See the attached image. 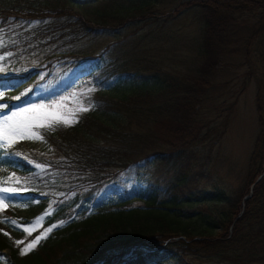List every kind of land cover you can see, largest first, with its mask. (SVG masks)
<instances>
[{"label": "trees", "instance_id": "obj_1", "mask_svg": "<svg viewBox=\"0 0 264 264\" xmlns=\"http://www.w3.org/2000/svg\"><path fill=\"white\" fill-rule=\"evenodd\" d=\"M58 1L62 3V6H69L71 4L72 5H76L78 3V5H76V6L80 5L79 7H81V4H84L83 5V9H86V8L90 7V5H88V4H92V3L95 2V0H79V1L77 0V2H74L75 0H73V1L72 0H58ZM67 1H69L70 4ZM222 1L221 0L220 1L219 0L218 1L217 0H186V1L180 2L182 4L178 3L175 6L176 7L174 9L175 11L183 9V8H187L189 6H193V7H196L197 9L201 10V13L199 14V21L201 23V33H200V37H199V41L200 42L199 43L197 42V44H198V49L200 48V51H199L200 55L202 57L204 56L205 58L208 57V61L210 63L209 62L207 63V61L202 62V64L196 68L197 72L194 71L193 73L191 72L190 74L189 73H184V74H180V75L174 74V75H171V76H169V75L166 76V75H159L160 71L156 70L153 74H151L152 77H155L157 79V81L154 83L156 86L154 84H153V86H145V81L148 80V77H149L150 74L145 75V76L143 74H140L142 76L138 77L139 79L137 81V79L135 80L134 75L129 73V71H128L129 69L127 68L128 66L123 65L121 63L118 64V65L114 64V65L111 66V68H109L107 66L108 67L107 70H105L106 68H103V71L106 72L107 74H105L104 80H102V82H100V84H102V83L103 84L113 83V85H112V87L106 88V90H104V91L97 90L95 92V96H94L95 108H93L90 111H84V112L78 113L76 115L75 120L72 123H70V124H65V123H62V122L58 123V121H54V122H52V123H50L48 125H41V126L37 127V130H38V133L40 134V136L50 146L51 154H41V153L33 151L31 148H29L28 143L25 142L21 138L14 139L9 144H5L3 141H0V183L6 182L7 179L9 180L11 178H16L17 180L21 181V187L26 189V192L24 194L30 193L31 196L37 195L36 192H40V193L42 192V190H41L42 187H43L42 185L47 183V178L44 177V174L48 171V168L49 169L58 168L61 171L74 172L75 174L77 173L76 175L83 174V177L85 176L84 179H83L84 180L83 184H88L89 182L91 183V181L94 180V179H96V180H94L95 182L99 180L98 182H96V184H101L103 181L108 180L111 176L113 177V179H115V176L119 172L123 171L124 169L126 170V168H128L127 166L129 164L132 165V164L138 163V162H140L142 160H147V159H150V158L157 159V157H158L157 163L159 165H165L167 163V166H168L169 160H170V162L172 160H174V159H176V160H174L175 162L180 160V162L178 161V163H175L174 161H172V163H174V165H173L174 167L171 168V165L169 167L171 169L170 171L172 172V178H170L168 182L171 184L173 182V180H175L178 183V185H177V183L175 181L174 182L176 184L172 183L171 185L167 182L166 185L163 188L162 187L157 188L155 186V188L154 187L153 188L148 187L145 190V189H141V186L139 184H134V182H132L134 185H132V183H131L129 185L130 188L127 186V184H123V186H122L123 190L121 189V191L120 190H118V191L116 190L117 192L116 191L109 192L108 195H107V196H109V197H107V200L106 199H101L102 198L101 196L97 197L96 199H93L90 196V194L89 195H85V192H83V200H81V195H79V191L74 190V189L67 190L66 192H64L60 196V198L58 199L57 203H55V205H54V207H53V209L51 211V214L48 217H46V219H49V220H52V219L60 220V223L57 226V230L58 229L59 230H58L56 236L53 237V238H49V239H45V240L40 241L36 245L35 249H33L32 251L27 252L28 255L31 253L30 256H28L27 258L24 259V256L25 255L27 256V254H25V255H19L18 257L21 256V258L18 259V257L15 256V255H18L17 254V249L16 248H11L10 242H9L8 238L6 237V235L0 232V250L9 247L8 248L9 252H10L9 253V258L13 262V264H32V263L33 264L34 263L35 264H53V263H49V261L47 259L50 258V260L52 259L51 261H53L55 259L54 256H56V255H57L56 257L59 258L60 260L56 259L54 261V264H63V262H66V261H68L70 259H71L70 261H72V263L74 262L73 264H83V263L84 264H104V263L105 264H128V263L129 264H145V263L146 264H157V263L158 264H163V263H166L167 261L171 260V258L172 259H174V258L176 259L177 258L175 264H197V263L198 264H203L202 262L197 261V259H198L197 257L195 259V253L197 254L198 251L200 250V248H201L200 251H204L205 250V252H210V253H214V254L218 255L217 257H218L219 261H223V262H226V263L227 262L230 263V261H232L231 263H233L234 260H235L236 264H244V263H246V264H251V263L264 264V256H263L264 253H262V251H264V232H262L264 230V225H263L264 224V222H263L264 221L263 220L264 216H262L264 214V207H263L264 206V194L262 192V190L264 191V189H263L264 188V173L262 174L263 158H264V139H262V138H264V0L263 1L255 0L257 2H254V0L253 1L252 0H248L249 2H247V0H244V1L243 0H239L240 2H238V0H227L228 2H226V0H222ZM240 4L241 5L243 4L244 6L243 5L241 6ZM237 5L238 6L240 5V6L238 7ZM256 5H258V6H256ZM84 7H86V8H84ZM218 7H220L221 9L218 8ZM63 8L64 7H62V8H54L53 10H50V11H47V12L36 11V10H33V9H29V8L25 9V8H15V7H10V8H7V9H0V30L1 31H6V30H9V29H13L17 23L29 22V21H31L33 19L42 18L45 15L52 16V17H59V16L68 15L69 17L76 18L78 20V22H80V26H82L83 30L87 29L86 30L87 32L86 31H82V32H84L83 35L85 34V32H86V35H87V33L89 34V33L93 32V31H95L96 28L94 26H92L93 24L90 23L89 18L87 20V18L85 16V13L80 14L79 12H74L72 10V8H70V7H65L64 10H63ZM257 8H260L259 9L260 12L256 11ZM139 9H141V8H138V7L136 8V10H139ZM226 9H227V11H226ZM238 9H240V10H238ZM239 11L242 12V13H240ZM129 12H131V11L126 12V14L129 13ZM211 13L212 14L214 13V14L212 15ZM229 13H230L231 16L229 15ZM218 14H219V16H217ZM242 14L243 15L244 14H246V15L247 14L255 15L254 22L249 24V25H245L244 23H242L243 22V15ZM124 16H123V18H125ZM84 18H86V19L83 20ZM123 18L121 17L119 19H123ZM240 19H241V21H240ZM86 22H87V24H86ZM103 22H102V24H103ZM203 22H205L206 24L205 23L203 24ZM82 24L83 25L85 24L84 27H83ZM94 25H96V24H94ZM97 25L99 26L100 24L97 23ZM204 26H206L205 27L206 29H204ZM227 28L229 30H227ZM225 29H226V31H225ZM243 31H244V33H243ZM221 32H223V33H221ZM258 36H261V37H258ZM243 37H245V38H243ZM259 38H260V40H258ZM241 39H243V40H241ZM247 39L249 41H251V42L253 41V42L249 43V41ZM254 41L258 45L254 44ZM258 41H261V42L259 43ZM228 45L234 46V48L232 50H235V51L241 50L240 53L241 54L243 53L242 54L243 56L245 55L244 57L242 56L243 57L242 59H243L244 63L247 64V68H248L247 72H245V75L247 77L246 78V82L248 80L252 79L255 82L254 85H256L258 87V88L257 87L255 88V95H254L257 132L255 134V137H254V140H253V143H252V148H254V150L253 149L251 150L250 155L248 157V161H247L246 168H249V169H246L248 171H245V173H244V175H247V176L250 175V176H248V178H251V180L249 181V179L246 176H244L246 178L244 179V177H243V179H244V182H246V183H244L243 179H242L241 185H243L242 183L246 184V185H243L244 188L246 186L245 191H244V188L240 185L237 191H234V190L230 191L229 194H224L223 197H221L222 199L221 198H220V200L218 199V201H220L222 206L219 209V212H216L217 214H220V216L217 215V214H214L215 215L214 216V220L218 219L217 216H219L220 220L219 219L216 220L215 223L219 222L217 224L220 225V223H221V225H220V227H218L219 225L216 224L217 230L215 232H213V230H211L213 227H211V229H209V227H208V226H210V219L208 217L209 215L206 212L201 211L198 214H194V213L187 214V213L181 212L179 210L180 207L182 206L181 204H183V202L185 203V200L183 199L184 198L183 194L181 192H180L181 195L178 194V192H179L178 190H180V188L182 186L180 184H182L183 182L187 183V182L184 181V180H186V178H184V177H187L188 174L191 173V170H193L191 167L187 166V162L185 161L187 159L186 155L188 153H185V151H187L185 149V147H181V145H184L185 143L179 142L178 139H169V138H164L163 136L162 137L159 136V132H157V130L153 131L151 129L152 128L151 125H155V123H158V121H161L163 119V117H164V115L162 114L164 112H165L164 113L165 117L168 115L166 118H171L172 122L177 123V124H181V125L183 124L184 126H190V125H192V124H194V123H196L198 121L200 122V120L198 118L196 119L197 116L195 115V112L193 111V105L195 104L196 101L199 102L201 99H206L207 98V95L204 94L202 89H203V87L206 89V88H208L211 85L210 79H209V77H211L212 73H213L211 71V69H212V67L214 65L217 64V62L225 61V59L224 60L222 59V58H224V57H222V53L226 50L225 47H228ZM248 46L249 47L252 46V48H249ZM256 46H257V48H256ZM244 47H246V48H244ZM247 51L250 52V53H248ZM216 57H217V59H216ZM140 60H142V59H138L136 61L137 62L136 65H138L140 63ZM258 63L260 65L256 66ZM90 66H91V64H87L86 66L83 67V69L85 70V69H87V67H90ZM95 69L96 68H94L92 73L87 74L86 77H88L90 75H95L94 74ZM112 69H114V70L112 71ZM117 69H118V71H117ZM31 73L32 72H27L26 74H17V75H14V73H12L11 75H8V76H0V88L4 89L1 92L2 93L1 100L4 102V104L7 105L6 108H12V107L17 106V105H25L28 102H30L32 94L34 92H36V89H35L36 85L34 86L33 82L29 85V89H28V91L26 93L20 94V95H18V97H12L11 95H12V90L13 89L19 90L21 87H23V86L28 84V82H24V81H30L29 80L30 79L29 76H30ZM207 74H210V76L208 77ZM95 77H97V76H95ZM170 81H171V84H169ZM261 81H263V82H261ZM104 82H106V83H104ZM136 82L137 83L139 82V86L140 87L138 86V84L136 85ZM163 82H164V84L160 85V83H163ZM119 83L120 84L122 83V84L119 85ZM131 83H133V84H131ZM125 84H127V87H126ZM168 84H169V86H168ZM128 85L131 86V88ZM163 86H164V88H163ZM121 87L123 88L122 91H121V89H122ZM132 87L134 89H132ZM167 87L168 88L170 87V88L167 89ZM126 88H128V89L126 90ZM141 88H143V89H141ZM149 89H151L153 91H156L157 89L158 90L155 93L150 90L151 93L150 92L148 93ZM138 90H140V91H138ZM144 90L146 92H144ZM131 92H133V93H131ZM138 93L141 94V95H139ZM145 94H146V96L149 99L144 97ZM149 94L150 95L152 94L151 95L152 97ZM114 96H115V98H114ZM37 97L40 100L41 99V94H38ZM139 97H141V98H139ZM42 99H44V95L42 96ZM117 99H118L119 102L117 101ZM146 99H147V102H146ZM123 100L125 101L124 103H123ZM117 102H118L119 105L120 104L121 105L125 104V106L122 105V107H124L125 109H123L122 107L121 108L119 107L120 109H122V110H120L118 108L119 105L117 104ZM144 102H146V103H144ZM158 102H159V104H158ZM149 104H151V105H149ZM114 105H118V106H114ZM150 106H151V108H150ZM152 106L154 108H156V109H159V111H161V112H159L156 109H153ZM141 109L142 110L145 109L146 114H145L144 110L142 111ZM146 109H147V111H146ZM151 110L152 111L154 110L155 112L154 111L152 112ZM166 110H168V111H166ZM100 111H101V113H100ZM148 111L151 112V114L148 113ZM98 112H99V114H98ZM123 113H124V115H123ZM131 113H134V114L131 115ZM141 113H142V115H141ZM157 113H159V114H157ZM80 115H82V116L80 117ZM88 115H90V116H88ZM143 115H144V117H142ZM158 115H161V117L160 116L157 117ZM85 116H87V117H85ZM121 116L124 119L120 118ZM127 116H129V117H127ZM145 116H148V117H145ZM152 116H153L154 119L152 118ZM125 117L128 118L127 121H129V118L131 117V119H130L131 122H129V124L127 122H125ZM177 117H179V118H177ZM84 118L85 119L87 118V119L83 122L82 120H84ZM104 118H106V119H104ZM184 118H186V119H184ZM148 119L149 120L152 119V121H149ZM89 120H90V123H88ZM95 120H98V121L95 122ZM77 121L80 123V125L78 124ZM99 121L101 123L104 122L103 125ZM107 122H109V123H107ZM92 123H94V124H92ZM117 123H119V124H117ZM122 123H124V125ZM132 123H133V125H132ZM147 123L150 126H147ZM206 123H208V122H205L204 124H206ZM120 124H122L123 126L120 125ZM144 124H146V125H144ZM68 125H70V126H68ZM81 125H83V126H81ZM84 125L87 128H84ZM98 125H99V127H98ZM129 125H130V127H129ZM222 125H225V120H223ZM88 126H90V127H88ZM202 126H204V125H202ZM70 127H71V129H70ZM77 127H79V128H77ZM80 127H81V129H80ZM170 127H173V126H170ZM126 128L127 129L129 128L128 131L126 130ZM144 128H145V131H144ZM205 129L206 130L203 132L204 136L195 133L197 135V137L194 134L193 136H195V137H193V136L191 137L192 140L190 139V141H191L190 143L193 144V142L194 143L203 142L204 139L208 135H210L209 133L211 131L207 127H205ZM211 129H212V127H211ZM74 130H75V133H74ZM91 130H93V131H91ZM124 130H126V131H124ZM129 130H132L133 133L131 134V131H129ZM56 131L57 132L59 131L60 134L57 133ZM135 131H137L138 133L135 132ZM152 131H153V133H152ZM128 132H129V134H127ZM149 132H150V134H149ZM198 132L202 133V131H200V130ZM260 132H261V135H259ZM143 133H144V136H143ZM151 133L154 134V135H152ZM257 133H258V135L260 137L257 135ZM57 134H58V137H57ZM60 135H62V139L63 140L61 139ZM138 135H139V137H137ZM145 135L147 137L149 135H151V137L147 138ZM76 136H78V138ZM134 136H136V137H134ZM141 136H143V137H141ZM82 138H84V139H82ZM140 138H142V139H140ZM56 139H60L61 142L56 140ZM137 139H139V140H137ZM65 140L67 142L64 144ZM261 141L263 142V144L261 143ZM105 142H107V144ZM134 142H136V143L134 144ZM142 142L143 143L145 142V143L142 144ZM256 142H258V143H256ZM78 143H79V145H78ZM117 143H120V144H117ZM161 143H163V144L160 145ZM173 144H174L175 147L172 146ZM66 145H68V146H66ZM128 145H129V147H128ZM146 145L148 147H146ZM163 145L164 146L166 145V146L164 147ZM57 146H59V147H57ZM81 146H83V147H81ZM111 147H112V149H111ZM67 148L70 150V152H67V151H69ZM82 148H84V149H82ZM98 148L99 149L101 148V149L99 150ZM105 148H110V150L105 149ZM118 148H120V149H122L124 151L127 150L128 153H127V151L126 152L122 151V153H121V151H119L120 149H118ZM124 148H126V149H124ZM137 148H138V150H137ZM141 148H142V150H141ZM259 148H260V150H259ZM58 149L60 150L61 153L62 152H64V153L61 154L58 151ZM64 149L67 150V151H65ZM77 149H79V150L77 151ZM143 149H144V152H143ZM147 149H149V151ZM178 149L179 150L181 149V150L179 151ZM135 150L139 154L135 153ZM161 150L162 151L166 150V151L162 152ZM177 150H178V152H177ZM182 150H183V152H182ZM76 151H77V153H76ZM97 151H103V152H98L97 153ZM150 151H153L154 153L152 154V152H151V154H150ZM158 151H159V153H157ZM17 152H19L20 155H16ZM83 152H84V154H83ZM115 152L119 153L120 156L118 154L116 156ZM140 152L142 154L145 153V156H144V154L142 155ZM164 152H165L166 155L164 154ZM172 152H173V154H172ZM179 152H181L183 154L185 153L184 154L185 156L182 155ZM68 153H71L73 156L71 154L68 155ZM101 153H104V154H101ZM124 153H127V154L124 155ZM170 153L172 155H170ZM178 153L181 154V155H178ZM128 154L131 157L128 156ZM134 154H136V155L134 156ZM146 154H148V155H146ZM167 154H168V156H167ZM61 155H63V156H61ZM74 155H76V156L78 155V156L74 157ZM101 155H102V157H101ZM137 155H139V156H137ZM159 155H161V156H159ZM92 156L96 157V158L94 159ZM122 156H123V158H122ZM162 156L166 157V158H169V160L166 159V158H164V160H163ZM173 156H174V158H173ZM175 156H177L178 158H175ZM180 156H182V157L184 156V157L183 158L181 157V159H180ZM74 158H76V159L73 161ZM100 158H102V159H100ZM61 159L64 160V161H62ZM99 159L102 160V161L100 162ZM87 160H88V163L86 162ZM113 160L114 161L116 160V162H118L119 164L118 163L116 164V162H113ZM161 160H163L164 162L161 161ZM166 160H167V162H166ZM34 161H39L40 163H44V165H46L45 168L38 169L36 167ZM66 161H67V163H65ZM72 161H73V163H72ZM75 161H76V163H74ZM91 161L94 164L93 166L91 164ZM96 161H98V162H96ZM132 161L135 162V163H131ZM78 162H79V164H78ZM81 162L82 163L86 162L87 165L86 164L85 165L87 167L84 166V164H82ZM94 162H96V164ZM127 162H128V164L126 166ZM182 162H183L182 165L186 164L184 167L181 165ZM60 163H63V164H60ZM97 163H98L99 167L97 166ZM113 163H115L116 165H114ZM120 164L121 165L123 164L125 166L122 165V167H121ZM175 164H177V165H175ZM108 165L111 168L107 167ZM117 165H119L121 168H119V166H117ZM131 165H129V166H131ZM178 165H180L179 169H178ZM79 166L83 167L84 169L83 168L79 169ZM114 166H116V167H114ZM155 166H157V165H155ZM167 166H164V167H167ZM175 166H176V168H175ZM73 167H74V169H73ZM97 167L99 168V170H98ZM186 167H188V168H186ZM103 168H105V169H103ZM184 168H185L186 171L184 170ZM190 168H191V170H189ZM77 169H78V171H77ZM180 169H182L183 171L182 170L178 171ZM102 170H103V172H102ZM105 170H106V173H105ZM83 172H85V173H83ZM187 172H188V174H187ZM246 172H248V174ZM249 172H250V174H249ZM184 173H185V176H184ZM88 174H90V175H88ZM94 174L96 176H98L99 178L98 177L96 178V176ZM98 174H100V175H98ZM92 175H94V176H92ZM258 176H259L260 179L258 178L256 180V178ZM253 177H254V179L252 180ZM246 179H248V181ZM135 185H137L138 187L135 186ZM174 185H176V186H174ZM168 186L169 187L171 186V187L169 188ZM250 186H251V188L249 189ZM177 187H179V188H177ZM125 188H126V190H124ZM135 188H137L138 191ZM171 188H172V190H169ZM173 188L175 190H177L178 192L177 191L174 192ZM153 189H154V191H153ZM35 190H36V192H35ZM127 190H129V191H127ZM148 190H149V192H148ZM114 192L116 193V195H115ZM121 192H122V195H121ZM156 192H157V194H155ZM169 192H170V194H169ZM242 192H243V195H242ZM171 193H173L174 195L173 194L171 195ZM247 193L249 194L248 197H246L245 199H240V198H243L244 196H247L248 195ZM24 194H22V195H24ZM159 194H161L162 198H160ZM175 194H178V195L176 196ZM236 194L239 195L240 197L237 196ZM251 194H253V195L251 196ZM262 194H263V198L261 197ZM42 195L44 197L38 196L39 204H43L44 203V199L48 196V194H42ZM157 195L159 196V198H158ZM167 195H169V196H167ZM153 196H154V198L152 199ZM173 196L176 197V199L173 198ZM181 196H182V198H181ZM250 196H251V198H250ZM164 197L167 198V199L165 200ZM229 197H231V198H229ZM235 197L239 198V199H235ZM149 198H150V201H149ZM248 198H249V200H248ZM113 199L116 200V201H114ZM143 199H145V200H143ZM227 199H228V201H227ZM229 199H231L230 200L231 204L229 203ZM112 200H113V203H111ZM125 200H127V201H125ZM129 200H131V201H129ZM170 201L171 202L173 201L172 203L174 205ZM245 201H247V202H245ZM118 202L119 203L121 202V203L119 204ZM138 202H140V203H138ZM146 202L149 203V206H148V203H146ZM232 202L233 203L236 202V203L233 204ZM0 203L2 205L1 209H0V212L6 214L8 217H12L13 214H12V209H11L10 205H8V203L6 201H3V200H2V202L0 201ZM78 203L80 205L79 206L80 208L83 207V212L80 213V214L77 211L74 210ZM157 203H159V205ZM162 203L163 204L166 203V205H163ZM245 203H247V204H245ZM161 204H162V206H160ZM62 205H63V207H62ZM157 206H159V207H157ZM227 206H230V208L227 207ZM107 208H109V209H107ZM164 209L167 212L164 211ZM142 210L146 211V213L149 212L148 215L145 212H144L145 213L144 214ZM153 210H154V212H153ZM132 211H134L133 212L134 214L132 213ZM261 211H263V212H261ZM113 212H115V213H113ZM116 212H118L119 214L116 213ZM137 212H139V213H137ZM161 212H163L162 213L163 217L160 214ZM255 212H257V213L255 214ZM121 213H123L125 216H123V214L121 215ZM222 213H223L224 216L222 215ZM140 214H141V216H140ZM156 214L160 215V216L156 217ZM172 214H173V216H172ZM176 214H177V216H175ZM201 214H202V216H201ZM226 214L227 215L230 214L231 217L233 215L234 218L230 217L227 220V217H229V216H227ZM259 214H261V215H259ZM119 215L121 216V218H120ZM153 215H155V216H153ZM193 215H195V216H193ZM138 216L139 217H143L144 218L143 221L144 220H146V221H144V222L142 221L141 222L142 219H140ZM145 216H148L150 219L148 220V217L145 219ZM168 216L170 217L169 219H167ZM191 216L192 217H196V218H192ZM257 216H259V217H257ZM134 217H135V219H134ZM136 217H138V219L140 221L136 222V220H138V219H136ZM127 218L129 220H127ZM151 218H153V219H151ZM161 218H163L164 220L162 219V221H161ZM183 218H184V220H183ZM185 218H187V219H185ZM258 218H262V219H258ZM159 219H160L161 222L159 221ZM173 219H175V222H174ZM157 220H158V222H157ZM192 220H194L196 222L199 221L200 223H197L198 225L197 224L195 225V222L192 221ZM225 220H227V222L230 221V223L225 222ZM246 221H248V222H246ZM258 221H259V223H258ZM148 222H149V224H148ZM169 222H170V224H169ZM182 222L184 224L186 222H189V223L188 224L186 223V225H184ZM192 222H194L193 224L195 226L192 224ZM141 223H145L146 225L145 224H141ZM261 223H262L263 226L261 225ZM164 224H165V227L167 226V231L168 232L166 231V228L164 227ZM203 224H204L205 228L203 227ZM147 225L148 226L149 225L150 226L153 225L155 227L151 226V228L152 227L153 228L150 229ZM191 225H192V228H191ZM144 226H147L145 230H144ZM197 226L199 227V229H197L198 228ZM157 227H160V229H158ZM163 227H164L165 230L162 229ZM258 227H259V229H258ZM174 228H176L177 230L176 229L173 230ZM254 228H256V229H254ZM161 229L164 230V231H161ZM186 229H188V230H186ZM194 229H197V231L194 230ZM206 229H208L210 231V233H209L208 230L204 231ZM220 229H221V231H218ZM253 229L255 230V233H254ZM159 230L161 232H159ZM180 230H181V232H180ZM190 230H192V232ZM200 230H202L203 232H200ZM247 230H249L248 231L249 235L247 233ZM80 231H82V232H80ZM176 231L177 232L179 231L178 234H174V233H177ZM182 231H183L184 235L182 234ZM186 231L187 232L189 231L188 234L186 233ZM258 231L262 232V233H259ZM197 232H198V235H197ZM9 233L10 234H14L12 232H9ZM189 233H190V235H189ZM191 233H192V235H191ZM206 233L208 235H206V236L203 235V234H206ZM159 234H160V236L158 237ZM200 234H201L202 237L204 236L203 240H202V237L200 236ZM174 235H175V237H173ZM187 235H189L188 236L189 238L187 237ZM217 235H218V237H217ZM229 235H231V236H229ZM81 236H84V237H82L84 240L81 238ZM169 236L172 237V239ZM211 236H213L214 238L211 237ZM235 236H237V238L238 237L239 238L237 239ZM250 236L252 238L254 236V240L251 239ZM160 237L164 238V239L161 240ZM233 237H234V240H232V242H230V240L233 239ZM80 238L83 241H81ZM165 238H166V240H165ZM192 238H194V239H192ZM235 238H236V240H235ZM67 239H69L68 242H67ZM144 239H146V240H144ZM149 239H151V240H149ZM153 239H155V240H153ZM168 239H169V241H168ZM206 239H208V240H206ZM214 239H215V241H214ZM255 239H256V241L258 239H260V240H258V243H256V242H254ZM76 240L78 242L80 241L79 244H81V245H79L78 242H75ZM130 240H132V241H130ZM195 240L197 241V247H196V245H193V244L196 243ZM237 240H238V242H237ZM243 240L246 242V244H245V242ZM62 241L66 242L68 244L65 245V246L62 245V244H66V243H63ZM143 241L147 245H145ZM179 241H182L186 245H184L182 242H179ZM190 241L192 242V244H191ZM193 241H195V242H193ZM252 241L255 244H257V245L255 246V244ZM60 242H62V243H60ZM98 242H99V244H98ZM128 242H131V244L128 243ZM150 242H153V243L151 244ZM228 242L230 244H228ZM239 242L243 245V247H242L241 244H239ZM45 243H46V245H45ZM105 243H107V244L105 245ZM112 243H114V245H112ZM169 243H170V245H169ZM201 243L203 245L207 244V246H205V245L201 246ZM54 244H56V246ZM57 244L60 245V246L62 245V247L58 246ZM97 244L99 245V247H98ZM223 244H224V246H223ZM225 244L226 245L228 244V246H226ZM233 244L236 245V246L234 247ZM247 244H249V245H247ZM163 245H165L166 249L164 248ZM198 245H200V247ZM229 245H231V246H229ZM53 246H54V249H53ZM69 246H71V247H69ZM100 246H101V248H100ZM130 246H133V247L130 248V250L131 249L132 250L131 251L129 250V252L126 255L121 256V251L124 250L126 247H130ZM136 246L137 247L140 246L139 247L140 249L137 248ZM170 246H174V248H172ZM190 246L192 247L191 248L192 250L190 249ZM193 246H195V247L193 248ZM248 246H249V249H248ZM75 247H78V248H75ZM94 247H96V248H94ZM105 247H106V249H104ZM134 247H136L138 250L136 248H134ZM186 247H188V248H186ZM203 247H205L206 249L203 248ZM217 247L218 248H220V247L222 248V249L220 248L221 252H219L220 250ZM223 247H224V249H223ZM227 247H228V249H227ZM230 247H232L231 250H229ZM259 247H260V249H259ZM55 248L56 249L58 248L59 250L58 249L55 250ZM79 248L81 250L82 249H84V250H82V251L78 250ZM163 248H164V250H163ZM195 248H197L198 251L197 250L195 251L194 250ZM207 248H209L210 251ZM234 248H235V250H234ZM240 248H242L243 250L240 249ZM141 249H143L144 251L141 250ZM186 249H188V250L190 249V250L188 251ZM54 250L57 253H55ZM70 250L73 251V254H72V251H70ZM85 250H87V251H85ZM159 250H161L160 251L161 254H160V252H158ZM233 250L235 251L236 254L234 252H231ZM238 250L239 251L241 250L242 252L241 251L239 252ZM247 250L249 251L250 254L248 253ZM74 251H77V252H74ZM162 251H163V253H162ZM178 251L180 253L177 254ZM192 251H193V254H192ZM237 251L240 254H238ZM252 251H254L255 253L251 257ZM80 252H81V254H80ZM166 252H167V254L169 256L167 254H165ZM168 252H171V253H168ZM181 252H183L185 255L184 254L182 255ZM188 252H191V253H188ZM244 252H246L247 257H246V255L244 256V254H245ZM256 252H259L258 253L259 255ZM33 253H35V254H33ZM58 253L60 254V257H58L59 256ZM61 253H63V254H61ZM219 253H221V256H220ZM230 253H232V254L230 255ZM241 253H243V256H242ZM75 254H76V256H75ZM90 254L93 256L92 258H91ZM255 254H257L258 256L255 255ZM260 254H262V255H260ZM62 255L63 256L64 255H68V257L66 256L67 258L65 257V259H67V260L62 258L63 257ZM72 255H74V256L72 257ZM88 255H89V258H88ZM234 255H235V258H233ZM236 255H238L239 257L241 255L242 259L241 258L239 259V257L236 256ZM81 256H84V257H81ZM173 256H174V258H173ZM228 256H230V257L228 258ZM45 257H47V258H45ZM245 257L249 261H247V259H245ZM124 258L126 260H124ZM183 258H186L187 259L186 261H188V263H185V261H183ZM192 258L195 260L196 263L193 261ZM256 258H257V261H256ZM179 259H181V261H179ZM258 260H261V261H258ZM46 262H48V263H46ZM215 264H217V263H215Z\"/></svg>", "mask_w": 264, "mask_h": 264}, {"label": "rangeland", "instance_id": "obj_2", "mask_svg": "<svg viewBox=\"0 0 264 264\" xmlns=\"http://www.w3.org/2000/svg\"><path fill=\"white\" fill-rule=\"evenodd\" d=\"M152 1L97 0L90 4V7L83 9V4L81 7L72 6V4L62 6V3L58 0H0V9L15 7L47 12L54 8L64 7V10L65 7H70L74 12L85 13L91 24H100L99 26L92 25L95 28L99 27L100 30L95 29L97 34L93 31L95 33L91 32L85 36L86 34L81 33L80 29L82 27L76 18L68 15L59 17L45 15L29 22L17 23L13 29L0 30V57H4V59H0V75L8 76L12 73L17 75L32 72L29 76L30 81H24L28 84L19 90L13 89L11 96L18 97V95L26 93L32 82L34 86L36 85V92L32 94L30 102L27 104L17 105L10 109L0 107V119L5 115L11 116L13 112H20L21 115L15 117L10 123L14 128L18 125L21 127V130L25 133L23 140L28 143L29 148L41 154H51L50 146L40 136L37 127L48 125L54 121L62 123L66 121L67 124H70L75 120L78 113L84 112L82 109L85 106L89 109L87 111L95 108V92L97 90L104 91L113 85V83L99 84L107 74L102 71L103 68H111L112 65L121 63L128 66L129 73L133 74L137 81L138 77L142 76L140 74L144 76L150 74L148 80L145 81V86H153L157 81L155 77L151 76L156 70L160 71L159 75L166 76L197 72L196 68L202 62H209L208 57L205 58L200 55V48L198 49L197 44V42H200L201 23L199 14L201 10L190 6L183 10L180 9L181 11H174L178 3L186 0ZM175 1L177 4H175ZM137 7L141 10H136ZM259 9L257 8L256 11L260 12ZM129 10L131 12L126 14ZM172 14L174 15L172 16ZM121 17L123 19H119ZM254 20L255 15L244 14L242 23L249 25ZM105 46L108 50H103ZM225 48L226 51L222 53L225 61L218 62L217 65L212 67L211 77H209L210 74H207L211 85L206 89L204 87L202 89L207 98L201 99L199 102L196 101L193 105V111L200 122L184 126L172 122L171 118L165 117L155 125H151V129L153 131L157 130L161 137L189 143L181 145V147L190 148L191 155L193 152L190 157L189 154L186 155L188 159L185 161L188 167L196 171L192 170L189 179L188 176L186 178L187 183H182L181 193L183 196L187 195V197L184 196V200L189 203H183L179 210L187 214H197L203 211L209 215V219L214 218V214L222 206L218 199L224 194H229L230 191H237L241 185L257 132L254 81L250 79L246 82L245 72L248 68L242 59L241 50H232L234 48L232 45ZM9 53L11 55H8ZM138 59L142 60L136 65ZM87 64H91V66L84 70L83 67ZM218 65L220 66L218 67ZM258 65L260 64L258 63L256 66ZM94 68H96L95 75L86 77L87 74L92 73ZM219 72L221 73L219 74ZM136 84H139V82H136ZM1 90L4 89L0 88V106L4 105L1 100ZM38 94H41L40 100L37 97ZM43 95L44 99H42ZM25 109H32V111H24ZM223 120L229 125L232 124L230 126L228 124L222 125ZM205 122L208 123L204 124ZM205 127L211 130L209 134L213 136L208 135L203 142L191 144V137L195 133L200 134V132H197L199 130L202 131L200 134L202 135L206 130ZM18 138L20 137L11 138L7 144ZM199 149L203 150L200 151ZM199 151L204 154H199ZM195 154H197L198 159H195ZM202 154L207 156L204 157ZM157 161V159L151 158L136 163L135 167L133 164V169L132 166H129L132 170L130 168H128L129 170H123L115 176V179L113 177L109 178L101 184H96L94 181L83 184V174L76 175L74 172L48 168V171L44 174L47 183L43 184L41 189V194H48L43 204H39L35 198L32 199L31 206L24 201L26 198H23V201L12 202L10 199L11 192H0V199H9L16 209L15 219L5 218L2 220V222H5V226L9 228H6L7 231L18 233L15 238L9 236V239H12L11 246L16 247L17 252L20 254V249L26 243L44 233L48 228H52V230L47 233L46 238L55 237L58 232L55 225L60 221L55 220L47 223L45 218L51 213L56 201L67 190L79 191L81 200H83V192H85V195L90 194L93 199L99 196L102 197L101 199H105L110 190V192H113L116 187V190H121L123 184L129 186L132 182L142 185V189H146L148 186L163 188L172 178L169 167L171 164L173 166V163L168 162V166L164 167L165 165H159ZM34 163L38 169L46 166L39 161H34ZM199 169L200 171H198ZM196 175L201 178L198 179ZM142 177L145 179L143 180ZM187 179L193 180H190V183ZM9 181L14 186L4 184L0 185V188L14 189L15 191L12 193L18 195L21 189L16 185L20 182L16 178H11ZM79 206L78 203L74 210L80 214L83 212V207L80 208ZM211 221L210 228L213 227L211 230L215 232L217 230L216 220L212 223ZM25 228H29L31 235L24 231ZM1 231L5 230L1 228ZM17 241H24V243L18 245ZM8 248L2 249V252L0 251V264H13L9 258ZM205 253L209 254L210 252L203 253L201 251V253L195 254L199 260L202 258L200 261L204 264H228V262L219 261L214 253H210L206 258L207 255L203 256ZM186 260V258H183V261L188 263ZM64 263L73 264L70 260ZM175 263L176 259H171V261L169 260L163 264Z\"/></svg>", "mask_w": 264, "mask_h": 264}, {"label": "bare ground", "instance_id": "obj_3", "mask_svg": "<svg viewBox=\"0 0 264 264\" xmlns=\"http://www.w3.org/2000/svg\"><path fill=\"white\" fill-rule=\"evenodd\" d=\"M72 1H73V0H72ZM78 1H79V0H78ZM95 1H96V0H95ZM153 1H154V0H153ZM153 1H152V2H153ZM166 1H167V0H166ZM173 1H174V0H173ZM217 1H218V0H217ZM219 1H220V0H219ZM221 1H222V0H221ZM243 1H244V0H243ZM252 1H253V0H252ZM261 1H263V0H261ZM67 2L69 3V1H67ZM74 2H77V0H75ZM83 2H84V1H83ZM83 2H82V3H83ZM145 2H148V1H145ZM163 2H164V1H163ZM175 2H176V1H175ZM175 2H174V3H175ZM222 2H223V1H222ZM226 2H228V1L226 0ZM238 2H240V1L238 0ZM238 2H237V3H238ZM247 2H249V1L247 0ZM254 2H257V1L254 0ZM68 3H67V4H68ZM149 3H150V1H149ZM171 3H172V1H171ZM220 3H221V2H220ZM241 3H242V2H241ZM243 3H244V2H243ZM69 4H70V3H69ZM92 4H93V3H92ZM145 4H146V3H145ZM150 4H152V3H150ZM168 4H169V2H168ZM175 4H177V2H176ZM180 4H182V3H180ZM189 4H190V3H189ZM228 4H229V3H228ZM245 4H246V3H245ZM247 4H248V3H247ZM76 5H78V3H77ZM81 5H82V4H81ZM83 5H84V4H83ZM88 5H90V4H88ZM148 5H149V4H148ZM155 5H156V4H155ZM226 5H227V4H226ZM240 5H241V4H240ZM240 5H239V6H240ZM242 5H243V4H242ZM242 5H241V6H242ZM72 6H73V5H72ZM79 6H80V5H79ZM158 6H159V4H158ZM158 6H157V7H158ZM161 6H162V5H161ZM167 6H168V5H167ZM167 6H166V7H167ZM173 6H174V5H173ZM230 6H231V5H230ZM237 6H238V5H237ZM239 6H238V7H239ZM243 6H244V5H243ZM256 6H258V5H256ZM189 7H190V6H189ZM197 7H198V6H197ZM250 7H251V6H250ZM84 8H86V7H84ZM168 8H169V7H168ZM218 8H220V7H218ZM157 9H158V8H157ZM164 9H165V8H164ZM164 9H163V10H164ZM172 9H173V8H172ZM183 9H184V8H183ZM183 9H182V10H183ZM220 9H221V8H220ZM235 9H236V8H235ZM127 10H128V9H127ZM139 10H141V9H139ZM161 10H162V9H161ZM238 10H240V9H238ZM54 11H55V10H54ZM54 11H53V12H54ZM81 11H82V10H81ZM129 11H130V10H129ZM132 11H133V10H132ZM147 11H148V10H147ZM165 11H166V10H165ZM174 11H175V10H174ZM180 11H181V10H180ZM199 11H200V10H199ZM206 11H207V10H206ZM226 11H227V9H226ZM162 12H163V11H162ZM197 12H198V11H197ZM216 12H217V11H216ZM231 12H232V11H231ZM233 12H234V11H233ZM239 12H240V11H239ZM244 12H245V11H244ZM244 12H243V13H244ZM154 13H155V12H154ZM199 13H200V12H199ZM240 13H242V12H240ZM53 14H54V13H53ZM80 14H81V12H80ZM165 14H167V13H165ZM169 14H170V13H169ZM197 14H198V13H197ZM208 14H209V13H208ZM208 14H207V15H208ZM211 14H212V13H211ZM211 14H210V15H211ZM213 14H214V13H213ZM213 14H212V15H213ZM173 15H174V14H172V16H173ZM207 15H206V16H207ZM229 15H230V13H229ZM242 15H243V14H242ZM81 16H82V15H81ZM85 16H86V15H85ZM85 16H84V17H85ZM156 16H157V15H156ZM172 16H169V17H172ZM201 16H202V15H201ZM204 16H205V15H204ZM217 16H219V14H218ZM230 16H231V15H230ZM235 16H236V15H235ZM82 17H83V16H82ZM157 17H158V16H157ZM208 17H209V16H208ZM78 18H79V17H78ZM86 18H87V17H86ZM86 18H84L83 20H85ZM160 18H161V16H160ZM160 18H158V19H160ZM201 18H202V17H201ZM79 19H80V18H79ZM154 19H155V18H154ZM87 20H88V18H87ZM200 20H201V19H200ZM202 20H203V19H202ZM215 20H216V19H215ZM94 21H95V20H94ZM94 23H95V22H94ZM204 23H205V22H203V24H204ZM217 23H218V22H217ZM86 24H87V22H86ZM205 24H206V23H205ZM82 25H83V24H82ZM84 25H85V24H84ZM84 25H83V27H84ZM93 25H94V24H93ZM96 25H97V24H96ZM96 25H95V26H96ZM86 26H87V25H86ZM97 26H98V25H97ZM202 26H203V25H202ZM206 26H207V25H206ZM206 26H204V29H206V28H205ZM81 27H82V26H81ZM90 27H91V26H90ZM221 27H222V26H221ZM226 27H227V26H226ZM86 28H87V27H86ZM222 28H223V27H222ZM96 29L98 30L99 27H98V28L96 27ZM104 29H105V28H104ZM80 30H81V29H80ZM86 30H87V29L83 30V28H82L81 31H86ZM88 30H89V29H88ZM92 30H93V29H92ZM92 30H91V31H92ZM99 30H100V29H99ZM227 30H229V29L227 28ZM237 30H238V29H237ZM103 31H104V30H103ZM219 31H220V30H219ZM219 31H218V32H219ZM221 31H222V30H221ZM225 31H226V29H225ZM231 31H232V30H231ZM86 32H87V31H86ZM86 32H85V34H86ZM95 32H96V34H97V31H96V30H95ZM95 32H93V33H95ZM99 32H100V31H99ZM204 32H205V31H204ZM223 32H224V31H223ZM223 32H221V33H223ZM81 33H84V32H81ZM226 33H227V32H226ZM96 34H94V35H96ZM102 34H103V33H102ZM102 34H101V35H102ZM231 34H232V33H231ZM235 34H236V33H235ZM235 34H234V35H235ZM87 35H89V34L87 33ZM87 35H85V36H87ZM94 35H93V36H94ZM98 35H99V34H98ZM103 35H105V34H103ZM219 35H220V34H219ZM249 35H250V34H249ZM245 37H246V36H245ZM245 37H243V38H245ZM248 37H249V36H248ZM258 37H261V36H258ZM85 38H86V37H85ZM222 38H223V37H222ZM118 39H119V38H118ZM256 39H257V38H256ZM241 40H243V39H241ZM245 40H246V39H245ZM247 40H248V39H247ZM258 40H260V38H259ZM117 41H118V40H117ZM248 41H249V40H248ZM256 41H257V40H256ZM118 42H119V41H118ZM242 42H243V41H242ZM250 42H251V41H249V43H250ZM252 42H253V41H252ZM252 42H251V43H252ZM258 42L260 43L261 41H258ZM114 43H116V42H114ZM114 43H113V44H114ZM120 43H122V42L120 41ZM233 43H234V42H233ZM254 44H257V43H255V41H254ZM117 45H118V44H117ZM243 45H244V44H243ZM250 45H251V44H250ZM257 45H258V44H257ZM248 47H249V46H248ZM244 48H246V47H244ZM249 48H252V46L249 47ZM256 48H257V46H256ZM116 49H117V48H116ZM253 49H254V48H253ZM107 50H108V49H107ZM251 50H252V49H251ZM251 50H250V51H251ZM111 51H112V50H111ZM225 51H226V50H225ZM252 51H253V50H252ZM252 51H251V52H252ZM106 52H107V51H106ZM247 52H248V51H247ZM256 52H257V51H256ZM203 53H204V52H203ZM220 53H221V52H220ZM220 53H219V54H220ZM248 53H250V52H248ZM242 54H243V53H242ZM253 54H254V53H253ZM256 54H257V53H256ZM89 55H90V54H89ZM250 55H251V54H250ZM242 56H243V55H242ZM244 56H245V55H244ZM244 56H243V57H244ZM253 56H254V55H253ZM255 56H256V55H255ZM218 58H219V57H218ZM216 59H217V57H216ZM222 59L224 60V58H222ZM120 60H121V59H120ZM131 61H132V60H131ZM216 62H217V61H216ZM220 62H222V61H220ZM223 62H224V61H223ZM209 63H210V62H209ZM213 63H214V62H213ZM217 63H218V62H217ZM219 64H220V63H219ZM225 64H226V62H225ZM216 65H217V64H216ZM226 65H227V64H226ZM234 65H236V64L234 63ZM209 66H210V65H209ZM219 66H220V65H218V67H219ZM222 66H223V65H222ZM116 67H117V66H116ZM216 67H217V66H216ZM223 67H225V66H223ZM231 67H232V66H231ZM214 68H215V67H214ZM219 69H220V68H219ZM105 70H107V69H105ZM113 70H114V69H112V71H113ZM216 70L218 71V69H216ZM102 71H103V70H102ZM117 71H118V69H117ZM211 71H212V70H211ZM213 71H214V70H213ZM217 71H216V72H217ZM100 72H101V71H100ZM104 73H105V72H104ZM108 73H109V72H108ZM220 73H221V72H219V74H220ZM113 74H114V73H113ZM102 75H103V73H102ZM214 76H215V75H214ZM99 77H101V76L99 75ZM118 78H119V77H118ZM103 79H104V78H103ZM99 80H100V79H99ZM260 80H261V79H260ZM105 81H106V80H105ZM119 81H120V80H119ZM163 81H164V80H163ZM99 82H100V81H99ZM122 82H123V81H122ZM164 82H165V81H164ZM164 82H163V83H160V85H161V84L163 85ZM256 82H257V81H256ZM261 82H263V81H261ZM104 83H106V82H104ZM127 83H128V82H127ZM167 83H168V82H167ZM254 83H255V82H254ZM99 84H100V83H99ZM121 84H122V83H121ZM121 84L119 83V85H121ZM131 84H133V83H131ZM169 84H171V81H170ZM169 84H168V86H169ZM102 85H103V84H102ZM104 85H105V84H104ZM119 85H118V86H119ZM125 85H126V87H127V84H125ZM136 85H137V84H136ZM136 85H135V86H136ZM154 85H155V84H154ZM166 85H167V84H166ZM203 85H204V84H203ZM122 86H123V85H122ZM128 86H129V85H128ZM132 86H133V85H132ZM138 86H139V84H138ZM142 86H143V85H142ZM147 86H149V85H147ZM155 86H156V85H155ZM164 86H165V85H164ZM164 86H163V88H164ZM171 86H172V85H171ZM129 87L131 88V86H129ZM133 87H134V86H133ZM133 87H132V89H134ZM139 87H140V86H139ZM165 87H166V86H165ZM256 87H257V86L255 85V88H256ZM121 88H122V87H121ZM148 88H149V87H148ZM153 88H154V87H153ZM161 88H162V87H161ZM163 88H162V89H163ZM169 88H170V87H169ZM169 88L167 87V89H169ZM257 88H258V87H257ZM127 89H128V88H126V90H127ZM135 89H136V88H135ZM141 89H143V88H141ZM158 89H159V88H158ZM158 89H157V90H158ZM118 90H119V89H118ZM118 90H117V91H118ZM122 90H123V88L121 89V91H122ZM124 90H125V89H124ZM130 90H131V89H130ZM150 90H151V89H149L148 93L150 92ZM157 90H156V91H157ZM160 90H161V89H160ZM138 91H140V90H138ZM151 91H153V90H151ZM156 91H153V92L155 93ZM172 91H173V90H172ZM172 91H171V92H172ZM127 92H128V91H127ZM133 92H134V91H133ZM133 92H131V93H133ZM144 92H146V91L144 90ZM144 92H143V93H144ZM158 92H159V91H158ZM119 93H120V92H119ZM125 93H126V92H125ZM136 93H137V92H136ZM140 93H141V92H140ZM150 93H151V92H150ZM154 93H153V94H154ZM164 93H165V92H164ZM138 94H139V93H138ZM159 94H160V93H159ZM167 94H168V93H167ZM167 94H166V95H167ZM123 95H124V94H123ZM128 95H129V94H128ZM128 95H127V96H128ZM135 95H136V94H135ZM139 95H141V94H139ZM147 95H148V94H147ZM149 95H150V94H149ZM151 95H152V94H151ZM151 95H150V96H151ZM156 95H157V94H156ZM169 95H170V94H169ZM121 96H122V95H121ZM125 96H126V95H125ZM143 96H144V95H143ZM143 96H142V97H143ZM154 96H155V95H154ZM162 96H163V95H162ZM144 97L148 98V97L146 96V94H145ZM151 97H152V96H151ZM151 97H150V98H151ZM188 97H189V96H188ZM24 98H25V97H24ZM114 98H115V96H114ZM124 98H125V97H124ZM136 98H137V97H136ZM139 98H141V97H139ZM139 98H138V99H139ZM166 98H167V97H166ZM173 98H174V97H173ZM25 99H26V98H25ZM120 99H121V98H120ZM148 99H149V98H148ZM152 99H153V98H152ZM159 99H160V98H159ZM115 100H116V99H115ZM124 100H125V99H124ZM124 100H123V103L126 101V100H125V101H124ZM154 100H155V99H154ZM212 100H213V99H212ZM24 101H25V100H24ZM117 101H118V99H117ZM155 101H156V100H155ZM157 101H158V100H157ZM115 102H116V101H115ZM118 102H119V101H118ZM118 102H117V104H118ZM142 102H143V101H142ZM146 102H147V99H146ZM146 102H144V103H146ZM153 102H154V101H153ZM159 102H160V101H159ZM159 102H158V104H159ZM121 103H122V102H121ZM149 103H150V102H149ZM151 103H152V102H151ZM154 103H155V102H154ZM154 103H153V104H154ZM153 104H152V105H153ZM118 105H119V104H118ZM118 105H114V106H118ZM122 105H123V104H122ZM122 105L120 104V105L118 106V108H119V107L121 108ZM139 105H140V104H139ZM149 105H151V104H149ZM123 106H125V104H124ZM153 106H154V105H153ZM153 106H152V107H153ZM156 107H157V106H156ZM158 107H159V106H158ZM170 107H171V106H170ZM120 108H119V109H120ZM122 108L125 109L124 107H122ZM140 108H141V107H140ZM147 108H148V107H147ZM150 108H151V106H150ZM150 108H149V109H150ZM167 108H168V107H167ZM230 108H231V107H230ZM153 109H156V108L153 107ZM103 110H104V109H103ZM120 110H122V109H120ZM139 110H140V109H139ZM141 110H142V109H141ZM143 110H144V112H145V109H143ZM143 110H142V111H143ZM156 110L159 111V109H156ZM160 110H161V109H160ZM164 110H165V109H164ZM170 110H171V109H170ZM225 110H226V109H225ZM104 111H105V110H104ZM142 111H141V112H142ZM146 111H147V109H146ZM149 111H150V110H149ZM149 111H148V113L151 114V112H149ZM151 111H152V110H151ZM153 111H154V110H153ZM153 111H152V112H153ZM166 111H168V110H166ZM122 112H123V111H122ZM137 112H138V111H137ZM137 112H136V113H137ZM154 112H155V111H154ZM159 112H161V111H159ZM225 112H226V111H225ZM230 112H231V111H230ZM100 113H101V111H100ZM114 113H115V112H114ZM136 113H135V114H136ZM138 113H139V112H138ZM148 113H147V114H148ZM164 113H165V112H164ZM164 113H162V114H163L164 117H165V114H164ZM166 113H167V112H166ZM98 114H99V112H98ZM132 114H134V113H131V115H132ZM145 114H146V112H145ZM145 114H144V115H145ZM155 114H156V113H155ZM157 114H159V113H157ZM110 115H111V114H110ZM123 115H124V113H123ZM129 115H130V114H129ZM141 115H142V113H141ZM141 115H140V116H141ZM144 115H143L142 117H144ZM166 115H167V114H166ZM81 116H82V115H80V117H81ZM88 116H90V115H88ZM99 116H100V115H99ZM119 116H120V115H119ZM159 116L161 117V115H158L157 117H159ZM167 116H168V115H167ZM167 116H166V117H167ZM85 117H87V116H85ZM97 117H98V116H97ZM127 117H129V116H127ZM127 117H125V122H127V123L129 124V122H131V121H130L131 117L129 118V121H127V120H128ZM134 117H135V116H134ZM145 117H148V116H145ZM150 117H151V116H150ZM164 117H163V118H164ZM227 117H228V116H227ZM230 117H231V116H230ZM230 117H229V119H230ZM120 118H123V117L121 116ZM152 118H153V116H152ZM173 118H174V117H173ZM177 118H179V117H177ZM192 118H193V117H192ZM221 118H222V117H221ZM79 119H80V118H79ZM86 119H87V118H86ZM86 119L84 118V120H82V121L84 122ZM104 119H106V118H104ZM113 119H114V118H113ZM123 119H124V118H123ZM146 119H147V118H146ZM153 119H154V118H153ZM155 119H156V118H155ZM184 119H186V118H184ZM196 119H197V117H196ZM225 119H226V117H225ZM148 120H149V119H148ZM148 120H147V121H148ZM177 120H178V119H177ZM179 120H180V119H179ZM232 120H234V119H232ZM82 121H81V122H82ZM97 121H98V120H95V122H97ZM107 121H108V120H107ZM111 121H112V120H111ZM117 121H118V120H117ZM149 121H152V119L149 120ZM153 121H154V120H153ZM195 121H196V120H195ZM77 122H78V121H77ZM95 122H94V123H95ZM99 122H100V121H99ZM113 122H114V121H113ZM113 122H112V123H113ZM125 122H124V123H125ZM144 122H145V121H144ZM226 122H227V119H226ZM88 123H90V120L88 121ZM94 123H92V124H94ZM100 123H101V122H100ZM103 123H104V122H103ZM103 123H101V124L103 125ZM107 123H109V122H107ZM124 123H122V124L124 125ZM149 123H150V122H149ZM151 123H152V122H151ZM78 124L80 125L79 122H78ZM82 124H83V123H82ZM84 124H85V123H84ZM117 124H119V123H117ZM122 124H120V125H122ZM225 124H228V123H225ZM231 124H232V123H231ZM231 124H230V125H231ZM79 125H78V126H79ZM90 125H91V124H90ZM123 125H122V126H123ZM132 125H133V123H132ZM141 125H142V124H141ZM144 125H146V124H144ZM220 125H221V124H220ZM228 125H229V124H228ZM230 125H229V126H230ZM81 126H83V125H81ZM126 126H127V125H126ZM126 126H125V127H126ZM147 126H150V125L147 123ZM88 127H90V126H88ZM98 127H99V125H98ZM98 127H97V128H98ZM129 127H130V125H129ZM135 127H136V126H135ZM77 128H79V127H77ZM84 128H87V127H85V125H84ZM84 128H83V129H84ZM145 128H146V127H145ZM145 128H144V131H145ZM70 129H71V127H70ZM80 129H81V127H80ZM128 129H129V128H128ZM128 129L126 128L127 131H128ZM130 129H131V128H130ZM141 129H142V128H141ZM44 130H45V129H44ZM126 130H124V131H126ZM136 130H137V129H136ZM189 130H190V129H189ZM189 130H188V132H189ZM209 130H210V129H209ZM71 131H72V130H71ZM91 131H93V130H91ZM129 131H131V134L133 133L132 130H129ZM200 131H201V130H200ZM47 132H48V131H47ZM47 132H46V133H47ZM50 132H51V131H50ZM56 132H57V131H56ZM63 132H64V131H63ZM68 132H69V131H68ZM135 132H137V131H135ZM185 132H186V130L184 131V133H185ZM197 132H198V131H197ZM219 132H220V131H219ZM219 132H218V133H219ZM225 132H226V131H225ZM258 132H259V131H258ZM57 133L60 134L59 131H58ZM65 133H66V132H65ZM65 133H64V134H65ZM74 133H75V130H74ZM137 133H138V132H137ZM152 133H153V131H152ZM152 133H151V134H152ZM191 133H192V132H191ZM220 133H221V132H220ZM220 133H219V134H220ZM67 134H68V133H67ZM71 134H72V133H71ZM95 134H96V133H95ZM127 134H129V132H128ZM131 134H130V135H131ZM149 134H150V132H149ZM197 134H199V133H197ZM200 134H201V133H200ZM211 134H212V133H211ZM213 134H214V132H213ZM76 135H77V134H76ZM133 135H134V134H133ZM147 135H148V134H147ZM152 135H154V134H152ZM156 135H157V134H156ZM192 135H193V134H192ZM195 135H196V134H195ZM202 135H203V134H202ZM257 135H258V133H257ZM259 135H261V132L259 133ZM259 135H258V136H259ZM79 136H80V135H79ZM82 136H83V135H82ZM82 136H81V137H82ZM143 136H144V133H143ZM143 136H141V137H143ZM145 136H146V135H145ZM203 136H204V135H203ZM210 136H213V135H210ZM216 136H217V135H216ZM220 136H221V135H220ZM57 137H58V134H57ZM60 137H61V139H62V135H60ZM68 137H69V136H68ZM68 137H67V138H68ZM76 137L78 138V136H76ZM95 137H96V136H95ZM132 137H133V136H132ZM134 137H136V136H134ZM137 137H139V135H138ZM146 137H147V136H146ZM148 137H151V135H149ZM148 137H147V138H148ZM184 137H185V136H184ZM193 137H195V136H193ZM196 137H197V135H196ZM218 137H219V136H218ZM259 137H260V136H259ZM74 138H75V137H74ZM79 138H80V137H79ZM160 138H161V137H160ZM221 138H222V136H221ZM221 138H220V139H221ZM64 139H65V138H64ZM82 139H84V138H82ZM131 139H132V138H131ZM140 139H142V138H140ZM144 139H145V138H144ZM185 139H186V138H185ZM256 139H257V138H256ZM262 139H264V138H262ZM262 139H261V140H262ZM56 140L60 141V139H56ZM62 140H63V139H62ZM69 140H70V139H69ZM69 140H68V141H69ZM77 140H78V139H77ZM135 140H136V139H135ZM135 140H134V141H135ZM137 140H139V139H137ZM145 140H146V139H145ZM152 140H153V139H152ZM191 140H192V139H191ZM206 140H207V139H206ZM221 140H222V139H221ZM94 141H95V140H94ZM155 141H156V140H155ZM195 141H196V140H195ZM258 141H259V140H258ZM60 142H61V141H60ZM60 142H59V143H60ZM66 142H67V141L65 140V141H64V144H65ZM76 142H77V141H76ZM95 142H96V141H95ZM100 142H101V141H100ZM109 142H110V141H109ZM148 142H149V141H148ZM160 142H161V141H160ZM166 142H167V141H166ZM57 143H58V142H57ZM74 143H75V142H74ZM105 143L107 144V142H105ZM135 143H136V142H134V144H135ZM140 143H141V142H140ZM144 143H145V142H144ZM144 143L142 142V144H144ZM149 143H150V142H149ZM155 143H156V142H155ZM173 143H174V142H173ZM186 143H187V142H186ZM186 143H185V144H186ZM193 143H194V142H193ZM216 143H217V142H216ZM220 143H221V142H220ZM256 143H258V142H256ZM261 143L263 144L262 141H261ZM61 144H62V143H61ZM69 144H70V143H69ZM97 144H98V143H97ZM97 144H96V145H97ZM103 144H104V143H103ZM117 144H120V143H117ZM162 144H163V143H161L160 145H162ZM164 144H165V143H164ZM179 144H180V143H179ZM187 144H188V143H187ZM205 144H207V143H205ZM208 144H209V143H208ZM72 145H73V144H72ZM78 145H79V143H78ZM94 145H95V144H94ZM110 145H111V144H110ZM136 145H137V144H136ZM147 145H148V144H147ZM147 145H146V147H148ZM175 145H176V144H175ZM177 145H178V144H177ZM256 145H257V144H256ZM259 145H260V144H259ZM66 146H68V145H66ZM70 146H71V145H70ZM114 146H115V145H114ZM163 146H164V145H163ZM165 146H166V145H165ZM165 146H164V147H165ZM172 146H174V144H173ZM203 146H204V145H203ZM57 147H59V146H57ZM77 147H78V146H77ZM81 147H83V146H81ZM97 147H98V146H97ZM108 147H109V146H108ZM122 147H123V146H122ZM128 147H129V145H128ZM144 147H145V146H144ZM161 147H162V146H161ZM167 147H168V146H167ZM174 147H175V146H174ZM176 147H177V146H176ZM185 147H186V146H185ZM189 147H190V146H189ZM192 147H193V146H192ZM200 147H201V146H200ZM210 147H211V146H210ZM256 147H257V146H256ZM258 147H259V146H258ZM64 148H65V147H64ZM115 148H116V147H115ZM168 148H169V147H168ZM59 149H60V148H59ZM59 149H58V151L60 152ZM62 149H63V148H62ZM65 149H66V148H65ZM65 149H64V150H65ZM67 149H68V148H67ZM82 149H84V148H82ZM98 149H99V148H98ZM100 149H101V148H100ZM100 149H99V150H100ZM105 149L110 150V148H105ZM111 149H112V147H111ZM118 149H120V148H118ZM124 149H126V148H124ZM127 149H128V148H127ZM153 149H154V148H153ZM174 149H175V148H174ZM183 149H184V148H183ZM185 149H186V148H185ZM203 149H204V148H203ZM203 149H199V150L201 151V150H203ZM208 149H210V148H208ZM252 149L254 150V148H252ZM255 149H256V148H255ZM257 149H258V148H257ZM64 150H63V151H64ZM68 150H69V149H68ZM78 150H79V149H77V151H78ZM113 150H114V149H113ZM137 150H138V148H137ZM141 150H142V148H141ZM147 150L149 151V149H147ZM147 150H146V151H147ZM172 150H173V149H172ZM178 150H179V149H178ZM178 150H177V152H178ZM180 150H181V149H180ZM180 150H179V151H180ZM186 150L189 151L190 148H187ZM204 150H205V149H204ZM259 150H260V148H259ZM65 151H67V150H65ZM77 151H76V153H77ZM117 151H118V150H117ZM119 151H121V153H122V151H124V150L120 149ZM119 151H118V152H119ZM126 151H127V150H126ZM126 151H124V152H126ZM153 151H154V150H153ZM153 151H150V154H151V152H152V154H153V153H154ZM161 151H162V150H161ZM163 151H166V150H163ZM163 151H162V152H163ZM169 151H170V150H169ZM187 151H185V153H188V154H189V157H190V155H191V154L189 153L190 151H189V152H187ZM200 151H199V152H200ZM67 152H70V150L67 151ZM80 152H81V151H80ZM98 152H103V151H97V153H98ZM143 152H144V149H143ZM173 152H174V151H173ZM173 152H172V154H173ZM182 152H183V150H182ZM191 152H192V151H191ZM204 152H205V151H204ZM60 153H61V152H60ZM62 153H64V152H62ZM62 153H61V154H62ZM71 153H72V152H71ZM71 153H68V155L71 154ZM74 153H75V152H74ZM115 153H116V152H115ZM127 153H128V151H127ZM127 153H124V155L127 154ZM135 153H137L136 150H135ZM140 153H141V152H140ZM155 153H156V152H155ZM157 153H159V151H158ZM179 153H181V152H179ZM179 153H178V155H181V154L184 155V154H185V153H184V154H183V153L179 154ZM194 153H195V152H194ZM196 153H197V152H196ZM201 153H203V152H200L199 154H201ZM205 153H206V152H205ZM72 154H73V153H72ZM72 154H71V155H72ZM81 154H82V153H81ZM83 154H84V152H83ZM83 154H82V155H83ZM92 154H93V153H92ZM94 154H95V153H94ZM101 154H104V153H101ZM117 154L119 155V153H116V156H117ZM137 154H139V153H137ZM141 154H142V153H141ZM143 154H144V156H145V153H143ZM143 154H142V155H143ZM160 154H161V153H160ZM164 154H165V152H164ZM164 154H163V155H164ZM172 154L170 153V155H172ZM197 154H198V153H197ZM197 154H195V155H196V158H195V159H198ZM199 154H198V155H199ZM203 154H204V153H203ZM203 154H202V156L205 157V155H206L207 153H206L205 155H203ZM64 155H65V154H64ZM68 155H67V156H68ZM114 155H115V154H114ZM122 155H123V154H122ZM135 155H136V154H134V156H135ZM146 155H148V154H146ZM165 155H166V154H165ZM192 155H193V152H192ZM192 155H191V156H192ZM61 156H63V155H61ZM72 156H73V155H72ZM75 156H76V155H74V157H75ZM77 156H78V155H77ZM77 156H76V157H77ZM79 156H80V155H79ZM83 156H84V155H83ZM93 156H94V155H93ZM93 156H92V157H93ZM119 156H120V155H119ZM128 156H130V155L128 154ZM137 156H139V155H137ZM159 156H161V155H159ZM167 156H168V154H167ZM184 156H185V155H184ZM184 156H183V157H184ZM206 156H207V155H206ZM65 157H66V156H65ZM68 157H69V156H68ZM80 157H81V156H80ZM88 157H89V156H88ZM90 157H91V156H90ZM98 157H99V156H98ZM101 157H102V155H101ZM130 157H131V156H130ZM141 157H142V156H141ZM141 157H140V158H141ZM146 157H147V156H146ZM155 157H156V156H155ZM162 157H163V156H162ZM181 157H182V156H180V159H181ZM183 157H182V158H183ZM193 157H194V156H193ZM208 157H209V155H208ZM63 158H64V157H63ZM70 158H71V157H70ZM72 158H73V157H72ZM93 158L95 159L96 157H93ZM103 158H104V157H103ZM120 158H121V157H120ZM120 158H119V159H120ZM122 158H123V156H122ZM122 158H121V159H122ZM126 158H127V157H126ZM140 158H139V159H140ZM164 158H166V157H163V160H164ZM173 158H174V156H173ZM175 158H178V157L175 156ZM199 158H200V157H199ZM206 158H207V157H206ZM250 158H251V157H250ZM66 159H67V158H66ZM66 159H65V160H66ZM75 159H76V158H74L73 161H74ZM78 159H79V158H78ZM78 159H77V160H78ZM82 159H83V158H82ZM100 159H102V158H100ZM100 159H99V160H100ZM115 159H116V158H115ZM157 159H158V157H157ZM160 159H161V158H160ZM166 159L169 160V158H166ZM185 159H186V158H185ZM187 159H188V157H187ZM195 159H194V160H195ZM203 159H204V158H203ZM207 159H208V158H207ZM209 159H210V158H209ZM61 160H62V159H61ZM61 160H60V161H61ZM80 160H81V159H80ZM84 160H85V159H84ZM116 160H117V159H116ZM116 160H115V161L113 160V162H116ZM124 160H125V159H124ZM126 160H127V159H126ZM137 160H138V159H137ZM147 160H148V159H147ZM163 160H161V161H163ZM174 160H176V159H174ZM174 160H172V161H174ZM177 160H178V159H177ZM191 160L193 161V159H191ZM200 160H201V158H200ZM204 160H205V159H204ZM204 160H203V161H204ZM58 161H59V160H58ZM62 161H64V160H62ZM62 161H61V162H62ZM69 161H70V160H69ZM73 161H72V163H73ZM78 161H79V160H78ZM94 161H95V160H94ZM101 161H102V160H100V162H101ZM117 161H118V160H117ZM128 161H129V160H128ZM142 161L144 162V160H142ZM145 161H146V160H145ZM151 161H152V160H151ZM159 161H160V160H159ZM172 161L170 162V160H169L170 164L172 163ZM178 161L180 162V160H178ZM178 161H177V162L174 161V162H175V163H178ZM186 161H187V160H186ZM201 161H202V160H201ZM82 162H83V161H82ZM82 162H81V163H82ZM86 162L88 163V160H87ZM86 162H85V163H82V164H84V166H86V165H87ZM96 162H98V161H96ZM96 162H94V163L96 164ZM119 162H120V161H119ZM121 162H122V161H121ZM137 162H138V161H137ZM163 162H164V161H163ZM166 162H167V160H166ZM196 162H197V161H196ZM204 162H205V161H204ZM65 163H67V161H66ZM70 163H71V162H70ZM74 163H76V161H75ZM81 163H80V164H81ZM117 163H118V162H116V164H117ZM131 163H135V162L132 161ZM139 163H140V162H139ZM145 163H146V162H145ZM161 163H162V162H161ZM60 164H63V163H60ZM78 164H79V162H78ZM85 164H86V165H85ZM91 164H92V166L94 165L92 161H91ZM113 164L116 165L115 163H113ZM118 164H119V163H118ZM123 164H124V163H123ZM123 164H122V165H123ZM127 164H128V162L126 163V166H127ZM141 164H142V163H141ZM179 164H180V163H179ZM182 164H183V162L181 163V165H182ZM184 164H185V163H184ZM198 164H200V163L198 162ZM198 164H197V165H198ZM201 164H202V162H201ZM68 165H69V164H68ZM122 165L120 164L121 167H122ZM129 165H131V164H129ZM129 165H128L127 167H129ZM132 165H133V164H132ZM132 165H131V166H132ZM171 165H172V164H171ZM173 165H174V163H173ZM175 165H177V164H175ZM185 165H186V164H185ZM185 165H182V166L184 167ZM187 165H188V164H187ZM205 165H206V164H205ZM207 165H208V164H207ZM80 166H81V165H80ZM80 166H79V169L83 168V167H80ZM89 166H90V165H89ZM97 166H98V163H97ZM112 166H113V165H112ZM117 166H119V165H117ZM120 166H119V168H121ZM123 166H125V165H123ZM137 166H138V165H137ZM142 166H144V165H142ZM165 166H167V163L165 164ZM179 166H180V165H178V169L180 168ZM182 166H181V167H182ZM202 166H203V165H202ZM209 166H210V165H209ZM209 166H206V167H209ZM63 167H64V166H63ZM86 167H87V166H86ZM94 167H95V166H94ZM98 167H99V166H98ZM98 167H97V168H98ZM100 167H101V166H100ZM104 167H105V166H104ZM107 167H110V166L108 165ZM107 167H106V168H107ZM114 167H116V166H114ZM134 167H135V164H134ZM173 167H174V166H171V168H173ZM199 167H200V166H199ZM206 167H205V168H206ZM70 168H71V167H70ZM76 168H77V167H76ZM110 168H111V167H110ZM129 168H130V167H129ZM175 168H176V166H175ZM186 168H188V167H186ZM197 168H198V167H197ZM202 168H203V167H202ZM205 168H204V169H205ZM64 169H65V168H64ZM68 169H69V168H68ZM73 169H74V167H73ZM83 169H84V168H83ZM87 169H88V168H87ZM91 169H92V168H91ZM103 169H105V168H103ZM112 169H113V168H112ZM130 169H131V168H130ZM132 169H133V166H132ZM132 169H131V170H132ZM206 169H207V168H206ZM246 169H249V168H246ZM246 169H245V171H248V170H246ZM262 169H263V167H262ZM98 170H99V168H98ZM124 170H125V169H124ZM126 170H129V169L126 168ZM181 170H182V169H180V170H178V171H181ZM184 170H185V168H184ZM189 170H191V168H190ZM77 171H78V169H77ZM80 171H81V170H80ZM84 171H85V170H84ZM96 171H97V170H96ZM100 171H101V170H100ZM173 171H174V170H173ZM175 171H176V170H175ZM182 171H183V170H182ZM185 171H186V170H185ZM187 171H188V170H187ZM193 171H196V170H193ZM198 171H200V169H199ZM245 171H244V172H245ZM93 172H94V171H93ZM98 172H99V171H98ZM102 172H103V170H102ZM102 172H101V173H102ZM122 172H123V171H122ZM124 172H125V171H124ZM126 172H128V171H126ZM188 172H189V171H188ZM188 172H187V174H188ZM201 172H202V171H201ZM203 172H204V171H203ZM70 173H71V172H70ZM83 173H85V172H83ZM101 173H100V174H101ZM105 173H106V170H105ZM105 173H104V174H105ZM181 173H182V172H181ZM191 173H192V170H191ZM198 173H199V172H198ZM246 173L248 174V172H246ZM76 174H77V173H76ZM86 174H87V173H86ZM96 174H97V173H96ZM100 174H98V175H100ZM187 174H186V175H187ZM203 174H204V173H203ZM249 174H250V172H249ZM78 175H79V174H78ZM84 175H85V174H84ZM88 175H90V174H88ZM94 175H95V174H94ZM94 175H92V176H94ZM102 175H103V174H102ZM182 175H183V174H182ZM189 175H190V173L188 174V179H189ZM82 176H83V175H82ZM95 176H96V175H95ZM184 176H185V173H184ZM196 176H197V175H196ZM244 176H246V177L248 178V176H250V175H248V176H247V175H244ZM84 177H85V176H84ZM97 177H98V176H96V178H97ZM137 177H139V176H137ZM180 177H181V176H180ZM192 177H193V176H192ZM197 177H198V179L201 178V177H202V174H201V177H199V176H197ZM246 177H244V179H245ZM89 178H90V177H89ZM93 178H94V177H93ZM98 178H99V177H98ZM110 178H112V176H111ZM140 178H141V176H140ZM142 178H143V177H142ZM184 178H187V177H184ZM190 178H191V177H190ZM136 179H137V178H136ZM144 179H145V178H143V180H144ZM177 179H178V178H177ZM188 179H187V181L193 180V179H190V180H188ZM244 179H243V182H244ZM248 179H249V181L251 180V178H248ZM248 179H246V180L248 181ZM253 179H254V177L252 178V180H253ZM259 179H260V178H259ZM94 180H96V179H94ZM94 180H92L91 183H92ZM171 180H172V179H171ZM98 181H99V180H98ZM98 181H96V182H98ZM141 181H142V179H141ZM174 181H175V180H173L172 183L176 184L177 182L175 181V182H176V183H175ZM179 181H180V180H179ZM184 181L186 182V180H184ZM94 182H95V181H94ZM138 182H139V181H138ZM251 182H252V181H251ZM89 183H90V182H89ZM168 183H169V182H168ZM172 183H171V184H172ZM179 183H180V182H179ZM183 183H184V182H183ZM190 183H191V181H190ZM244 183H246V182H244ZM244 183H242V184H243V185H246V184H244ZM249 183H250V182H249ZM134 184H135V183H134ZM134 184L132 183V185H134ZM138 184H139V183H138ZM169 184H170V183H169ZM171 184H170V185H171ZM184 184H185V183H184ZM127 185H128V184H127ZM139 185H140V184H139ZM177 185H178V183H177ZM180 185H182V184H180ZM180 185H179V186H180ZM243 185H241V186L243 187ZM91 186H93V185H91ZM135 186H137V185H135ZM140 186H142V185H140ZM174 186H176V185H174ZM182 186H183V185H182ZM247 186H248V185H247ZM115 187H116V186H115ZM128 187H129V186H128ZM137 187H138V186H137ZM142 187H143V186H142ZM148 187H149V186H148ZM168 187H169V186H168ZM170 187H171V186H170ZM170 187H169V188H170ZM172 187H173V186H172ZM187 187H188V186H187ZM190 187H191V185H190ZM129 188H130V187H129ZM129 188H128V189H129ZM139 188H140V187H139ZM151 188H153V187L151 186ZM151 188H150V189H151ZM154 188H155V187H154ZM166 188H167V187H166ZM177 188H179V187H177ZM181 188L183 189V187H181ZM181 188H180V190H182ZM243 188H244V187H243ZM245 188H246V186H245ZM245 188H244V191H245ZM116 189H117V187H116ZM116 189H115V191H116ZM119 189H120V188H119ZM135 189L137 190V188H135ZM135 189H134V190H135ZM141 189H142V188H141ZM173 189H174V188H173ZM263 189H264V188H263ZM122 190H123V189H122ZM124 190H126V188H125ZM129 190H130V189H129ZM129 190H127V191H129ZM145 190H146V189H145ZM169 190H172V188L169 189ZM180 190H178L179 192H178L177 190H175V189H174L173 191H174V192L177 191L178 194H180V192H181ZM240 190H241V189H240ZM105 191H106V190H105ZM110 191H111V190H110ZM110 191H109V192H110ZM117 191H118V190H117ZM117 191H116V192H117ZM120 191H121V190H120ZM127 191H126V192H127ZM137 191H138V190H137ZM153 191H154V189H153ZM153 191H152V192H153ZM156 191H157V190H156ZM165 191H166V190H165ZM241 191H242V190H241ZM241 191H240V192H241ZM106 192H107V191H106ZM106 192H105V193H106ZM109 192H108V193H109ZM142 192H143V191H142ZM148 192H149V190H148ZM166 192H167V191H166ZM174 192H173V193H174ZM182 192H183V191H182ZM262 192H263V194H264V191H263V190H262ZM262 192H261V193H262ZM100 193H101V192H100ZM114 193H115V192H114ZM123 193H124V192H123ZM150 193H151V192H150ZM158 193H159V192H158ZM164 193H165V192H164ZM167 193H168V192H167ZM173 193H171V195H172ZM101 194H102V193H101ZM106 194H107V193H106ZM119 194H120V193H119ZM124 194H125V193H124ZM153 194H154V193H153ZM155 194H157V192H156ZM169 194H170V192H169ZM178 194H175V195L177 196ZM247 194H248V193H247ZM247 194H246V195H247ZM253 194H254V193H253ZM253 194H251V196H252ZM263 194H262V196H261L262 198H263ZM107 195H108V194H107ZM111 195H112V194H111ZM115 195H116V193H115ZM115 195H114V196H115ZM121 195H122V192H121ZM128 195H129V194H128ZM149 195H150V194H149ZM159 195H160V198H162L161 194H159ZM162 195H163V194H162ZM165 195H166V194H165ZM173 195H174V194H173ZM180 195H181V194H180ZM192 195H193V194H192ZM236 195H237V194H236ZM242 195H243V192H242ZM244 195H245V194H244ZM102 196H103V194H102ZM104 196H105V194H104ZM114 196H113V197H114ZM157 196H158V195H157ZM167 196H169V195H167ZM167 196H166V197H167ZM184 196H187V195H184ZM189 196H191V195H189ZM232 196H233V195H232ZM232 196H231V197H232ZM237 196H239V195H237ZM251 196H250V198H251ZM107 197H109V196H107ZM107 197H106L105 199H107ZM138 197H139V196H138ZM178 197H179V196H178ZM221 197H223V196H221ZM225 197H226V196H225ZM231 197H229V198H231ZM239 197H240V196H239ZM241 197H242V196H241ZM133 198H134V197H133ZM142 198H143V197H142ZM153 198H154V196L152 197V199H153ZM158 198H159V196H158ZM164 198H165V197H164ZM167 198H168V197H167ZM167 198H165V200H166ZM173 198L176 199V197H174V196H173ZM181 198H182V196H181ZM114 199H115V198H114ZM114 199H113V200H114ZM129 199H130V198H129ZM136 199H137V198H136ZM139 199H140V198H139ZM183 199H184V198H183ZM221 199H222V198H221ZM224 199H225V198H224ZM233 199H234V198H233ZM235 199H239V198H236V197H235ZM235 199H234V200H235ZM240 199H243V198H240ZM113 200H112L111 203H113ZM143 200H145V199H143ZM157 200H158V199H157ZM177 200H178V199H177ZM177 200H176V201H177ZM205 200H206V199H205ZM219 200H220V199H219ZM230 200H231V199H229V203H230ZM248 200H249V198H248ZM114 201H116V200H114ZM125 201H127V200H125ZM125 201H124V202H125ZM129 201H131V200H129ZM149 201H150V198H149ZM149 201H148V202H149ZM159 201H160V200H159ZM173 201H174V200H173ZM173 201H172V202H173ZM227 201H228V199H227ZM235 201H236V200H235ZM64 202H65V201H64ZM76 202H77V201H76ZM122 202H123V201H122ZM148 202H146V203H148ZM152 202H153V201H152ZM152 202H151V203H152ZM160 202H161V201H160ZM170 202H171V201H170ZM172 202H171V203H172ZM181 202H182V201H181ZM221 202H222V201H221ZM245 202H247V201H245ZM67 203H68V202H67ZM70 203H71V202H70ZM118 203H119V202H118ZM118 203H117V204H118ZM120 203H121V202H120ZM120 203H119V204H120ZM131 203H132V202H131ZM133 203H134V202H133ZM138 203H140V202H138ZM178 203H179V202H178ZM183 203H184V202H183ZM185 203H186V202H185ZM188 203H189V202H188ZM188 203H186V204H188ZM232 203H233V202H232ZM234 203H236V202H234ZM234 203H233V204H234ZM238 203H239V202H238ZM240 203H241V202H240ZM65 204H66V203H65ZM117 204H116V205H117ZM153 204H154V203H153ZM157 204L159 205V203H157ZM162 204H163V203H162ZM162 204H161L160 206H162ZM167 204H168V203H167ZM172 204H173V203H172ZM230 204H231V203H230ZM245 204H247V203H245ZM67 205H68V204H67ZM107 205H108V204H107ZM113 205H114V204H113ZM116 205H115V206H116ZM163 205H166V203L163 204ZM173 205H174V204H173ZM179 205H180V204H179ZM181 205H183V204H181ZM228 205H229V204H228ZM64 206H65V205H64ZM103 206H104V205H103ZM120 206H121V205H120ZM148 206H149V203H148ZM262 206H263V205H262ZM262 206H261V207H262ZM62 207H63V205H62ZM107 207H108V206H107ZM109 207H110V206H109ZM113 207H114V206H113ZM157 207H159V206H157ZM172 207H173V206H172ZM227 207L230 208V206H227ZM263 207H264V206H263ZM119 208H120V207H119ZM125 208H126V207H125ZM133 208H134V207H133ZM133 208H132V209H133ZM143 208H144V207H143ZM150 208H151V207H150ZM176 208H177V207H176ZM245 208H246V207H245ZM259 208H260V207H259ZM63 209H64V208H63ZM107 209H109V208H107ZM116 209H117V208H116ZM134 209H135V208H134ZM170 209H171V208H170ZM262 209H263V208H262ZM140 210H141V209H140ZM154 210H155V209H154ZM154 210H153V212H154ZM181 210H182V209H181ZM222 210H223V209H222ZM99 211H100V210H99ZM107 211H108V210H107ZM114 211H115V210H114ZM121 211H122V210H121ZM124 211H125V210H124ZM135 211H136V210H135ZM142 211H143V213H144V212L146 213V211H144V210H142ZM142 211H141V212H142ZM147 211H148V210H147ZM151 211H152V210H151ZM155 211H156V210H155ZM161 211H162V210H161ZM164 211H166V210L164 209ZM173 211H174V210H173ZM228 211H229V210H228ZM256 211H257V210H256ZM125 212H126V211H125ZM127 212H128V211H127ZM133 212H134V211H132V213H133ZM166 212H167V211H166ZM187 212H188V210H187ZM218 212H219V211H218ZM222 212H223V211H222ZM257 212H258V211H257ZM257 212H255V214H256ZM261 212H263V211H261ZM106 213H107V212H106ZM113 213H115V212H113ZM113 213H112V214H113ZM116 213H118V212H116ZM128 213H129V212H128ZM130 213H131V212H130ZM137 213H139V212H137ZM145 213H144V214H145ZM148 213H149V212H148ZM148 213H146V214L148 215ZM155 213H156V212H155ZM157 213H158V212H157ZM162 213H163V212H161L160 214H161V216L163 217V214H162ZM164 213H165V212H164ZM178 213H179V212H178ZM178 213H177V214H178ZM198 213H199V212H198ZM198 213H197V214H198ZM224 213H225V212H224ZM226 213H227V212H226ZM243 213H244V212H243ZM118 214H119V213H118ZM122 214H123V213H121V215H122ZM133 214H134V213H133ZM151 214H152V213H151ZM153 214H154V213H153ZM173 214H174V213H173ZM173 214H172V216H173ZM177 214H176L175 216H177ZM180 214H181V213H180ZM203 214H204V213H203ZM216 214H217V213H216ZM244 214H245V213H244ZM244 214H243V215H244ZM178 215H179V214H178ZM199 215H200V214H199ZM217 215L220 216V214H217ZM222 215H223V213H222ZM226 215H227V214H226ZM231 215H232V214H231ZM259 215H261V214H259ZM119 216H120V215H119ZM123 216H125V215L123 214ZM132 216H133V215H132ZM136 216H137V215H136ZM140 216H141V214H140ZM153 216H155V215H153ZM158 216H160V215H157V214H156V217H158ZM166 216H167V215H166ZM193 216H195V215H193ZM201 216H202V214H201ZM219 216H217L218 219H219ZM223 216H224V215H223ZM227 216H229V217H227V220H228L231 216H230V214H228ZM244 216H245V215H244ZM244 216H243V217H244ZM262 216H264V214H263ZM262 216H261V217H262ZM138 217H139V216H138ZM138 217H136V219H138ZM147 217H148V216H145V219H146ZM181 217H182V216H181ZM191 217H192V216H191ZM191 217H190V218H191ZM208 217H209V216H208ZM210 217H211V216H210ZM232 217H233V215H232ZM232 217H231V218H232ZM245 217H246V216H245ZM257 217H259V216H257ZM120 218H121V216H120ZM139 218L142 219L141 222H142L143 219H144L143 217H139ZM153 218H154V217H153ZM153 218H151V219H153ZM169 218H170V217L168 216L167 219H169ZM179 218H180V217H179ZM179 218H178V219H179ZM192 218H196V217H192ZM197 218H198V217H197ZM202 218H203V217H202ZM211 218H212V219H211ZM211 218H210V220L214 221V218H213V217H211ZM223 218H224V217H223ZM233 218H234V217H233ZM239 218H240V217H239ZM263 218H264V217H263ZM123 219H124V218H123ZM131 219H132V218H131ZM134 219H135V217H134ZM149 219H150V218L148 217V220H149ZM162 219H163V218H161V221H162ZM185 219H187V218H185ZM200 219H201V218H200ZM218 219H216V220H218ZM221 219H222V218H221ZM225 219H226V218H225ZM256 219H257V218H256ZM256 219H255V220H256ZM258 219H262V218H258ZM121 220H122V219H121ZM127 220H129V219L127 218ZM148 220H147V221H148ZM163 220H164V219H163ZM170 220H171V219H170ZM170 220H169V221H170ZM173 220H174V222H175V219H173ZM183 220H184V218H183ZM189 220H190V219H189ZM196 220H197V219H196ZM208 220H209V219H208ZM219 220H220V219H219ZM223 220H224V219H223ZM227 220H225V222H227ZM263 220H264V219H263ZM122 221H123V220H122ZM137 221H140V220L138 219V220H136V222H137ZM144 221H146V220H144ZM144 221H143V222H144ZM159 221H160V219H159ZM161 221H160V222H161ZM179 221H180V220H179ZM179 221H178V222H179ZM192 221H194V220H192ZM212 221H211V223H212ZM157 222H158V220H157ZM164 222H165V221H164ZM176 222H177V221H176ZM190 222H191V221H190ZM194 222H195V225H196L197 223H200L199 221H198V222L194 221ZM194 222H192V224H193ZM208 222H209V221H208ZM220 222H221V221H220ZM225 222H224V223H225ZM246 222H248V221H246ZM261 222H262V221H261ZM263 222H264V221H263ZM145 223H146V222H145ZM145 223H141V224H145ZM151 223H152V222H151ZM172 223H173V222H172ZM182 223H183V222H182ZM186 223L188 224L189 222H186ZM186 223H185V224L183 223V224L186 225ZM217 223H219V222H217ZM217 223H216V224H217ZM227 223H230V221H228ZM233 223H234V222H233ZM258 223H259V221H258ZM137 224H138V223H137ZM148 224H149V222H148ZM159 224H160V223H159ZM167 224H168V223H167ZM169 224H170V222H169ZM169 224H168V225H169ZM178 224H179V223H178ZM134 225H135V224H134ZM145 225H146V224H145ZM193 225H194V224H193ZM195 225H194V226H195ZM197 225H198V224H197ZM217 225H219V224H217ZM220 225H221V223H220ZM220 225H219L218 227H220ZM223 225H224V224H223ZM228 225H229V224H228ZM261 225H262V223H261ZM263 225H264V224H263ZM263 225H262V226H263ZM135 226H136V225H135ZM147 226H148V225H147ZM147 226H144V230L146 229ZM151 226H153V225H151ZM151 226L149 225L148 227H149L150 229H152L153 227H155V226H153V227L151 228ZM189 226H190V225H189ZM199 226H200V225H199ZM215 226H216V225H215ZM226 226H227V225H226ZM262 226H261V227H262ZM161 227H162V226H161ZM164 227H165V224H164ZM164 227H163L162 229H164ZM175 227H176V226H175ZM180 227H181V226H180ZM186 227H187V226H186ZM197 227H198V226H197ZM197 227H196V228H197ZM203 227H204V224H203ZM208 227H209V229H211L210 226H208ZM254 227H255V226H254ZM256 227H257V226H256ZM157 228L160 229V227H157ZM165 228H166V231H167V226H166ZM178 228H179V227H178ZM182 228H183V227H182ZM188 228H189V227H188ZM191 228H192V225H191ZM191 228H190V229H191ZM204 228H205V227H204ZM204 228H203V229H204ZM231 228H232V227H231ZM155 229H156V228H155ZM162 229H161V231H164V230H165V229H164V230H162ZM175 229H176V228H174L173 230H175ZM179 229H180V228H179ZM184 229H185V228H184ZM197 229H199V227H198ZM197 229H194V230L197 231ZM203 229H202V230H203ZM216 229H217V228H216ZM216 229H215V230H216ZM223 229H224V228H223ZM234 229H235V228H234ZM242 229H243V228H242ZM254 229H256V228H254ZM254 229H253V230H254ZM258 229H259V227H258ZM258 229H257V230H258ZM261 229H262V228H261ZM169 230H170V229H169ZM176 230H177V229H176ZM181 230H182V229H181ZM181 230H180V232H181ZM186 230H188V229H186ZM192 230H193V229H192ZM192 230H190V231L192 232ZM202 230H200V232H203ZM207 230H208V229H206V230H204V231H207ZM226 230H227V229H226ZM226 230H225V231H226ZM230 230H231V229H230ZM77 231H78V230H77ZM161 231L159 230V232H161ZM183 231H184V230H183ZM183 231H182V234H183ZM208 231H209V230H208ZM218 231H221V229L218 230ZM245 231H246V230H245ZM248 231H249V230H247V233H248ZM72 232H73V231H72ZM80 232H82V231H80ZM159 232H158V233H159ZM167 232H168V231H167ZM174 232H175V231H174ZM176 232H177V231H176ZM178 232H179V231H178ZM178 232H177V233H174V234H178ZM188 232H189V231H188ZM188 232L186 231L187 234H188ZM198 232H199V231H198ZM198 232H197V235H198ZM258 232H259V231H258ZM262 232H264V230H263ZM262 232H259V233H262ZM169 233H170V232H169ZM204 233H205V232H204ZM207 233H208V232H207ZM207 233H206V234H203V235L206 236V235H208ZM209 233H210V231H209ZM247 233H246V234H247ZM251 233H252V232H251ZM254 233H255V230H254ZM161 234H162V233H161ZM171 234H172V233H171ZM171 234H170V235H171ZM179 234H180V233H179ZM211 234H212V233H211ZM219 234H220V233H219ZM232 234H233V233H232ZM246 234H245V235H246ZM256 234H257V233H256ZM67 235H68V234H67ZM153 235H154V234H153ZM166 235H167V234H166ZM183 235H184V234H183ZM189 235H190V233H189ZM189 235H187V237H188ZM191 235H192V233H191ZM193 235H194V234H193ZM221 235H222V234H221ZM224 235H225V234H224ZM234 235H235V234H234ZM248 235H249V233H248ZM248 235H247V236H248ZM109 236H110V235H109ZM159 236H160V234L158 235V237H159ZM167 236H168V235H167ZM176 236H177V235H176ZM185 236H186V235H185ZM200 236H201V234H200ZM219 236H220V235H219ZM229 236H231V235H229ZM237 236H238V235H237ZM237 236H235V237L237 238ZM251 236H252V235H251ZM251 236H250V237H251ZM82 237H84V236H81V238H82ZM154 237H155V236H154ZM161 237H162V236H161ZM161 237H160L161 240L164 239V238H161ZM169 237H170V236H169ZM169 237H168V238H169ZM173 237H175V235H174ZM201 237H202V236H201ZM203 237H204V236H203ZM203 237H202V240H203ZM208 237H209V236H208ZM211 237H213V236H211ZM217 237H218V235H217ZM248 237H249V236H248ZM81 238H80V239H81ZM108 238H109V237H108ZM156 238H157V237H156ZM170 238L172 239V237H170ZM188 238H189V237H188ZM205 238H206V237H205ZM213 238H214V237H213ZM236 238H235V240H236ZM238 238H239V237H238ZM238 238H237V239H238ZM82 239H83V238H82ZM82 239H81V241L84 240V239H83V240H82ZM110 239H111V238H110ZM160 239H159V240H160ZM174 239H175V238H174ZM192 239H194V238H192ZM208 239H209V238H208ZM208 239H206V240H208ZM215 239H216V238H215ZM215 239H214V241H215ZM251 239L254 240V236H253V238L251 237ZM256 239H257V238H256ZM256 239H255L254 242L258 243V240H260V239H258L257 241H256ZM68 240H69V239H67V242H68ZM107 240H108V239H107ZM137 240H138V239H137ZM144 240H146V239H144ZM149 240H151V239H149ZM149 240H148V241H149ZM153 240H155V239H153ZM165 240H166V238H165ZM165 240H164V241H165ZM189 240H190V239H189ZM209 240H210V239H209ZM211 240H212V239H211ZM232 240H234V237H233V239L230 240V242H232ZM56 241H57V240H56ZM59 241H60V240H59ZM92 241H93V240H92ZM105 241H106V240H105ZM130 241H132V240H130ZM168 241H169V239H168ZM171 241H172V240H171ZM175 241H176V240H175ZM195 241H196V240H195ZM195 241H193V242H195ZM227 241H228V240H227ZM239 241H240V240H239ZM243 241H244V240H243ZM62 242H63V243H66V242H64V241H62ZM62 242H60V243H62ZM75 242H78V241L76 240ZM79 242H80V241H79ZM79 242H78V244H79ZM108 242H109V241H108ZM126 242H127V241H126ZM143 242H144V241H143ZM153 242H154V241H153ZM153 242H150V243L152 244ZM166 242H167V241H166ZM179 242H182V241H179ZM190 242H191V241H190ZM208 242H209V241H208ZM217 242H218V241H217ZM234 242H235V241H234ZM237 242H238V240H237ZM244 242H245V241H244ZM252 242H253V241H252ZM254 242H253V243H254ZM47 243H48V242H47ZM52 243H53V242H52ZM115 243H116V242H115ZM128 243L131 244V242H128ZM135 243H136V242H135ZM141 243H142V242H141ZM154 243H155V242H154ZM167 243H168V242H167ZM182 243H183V242H182ZM221 243H222V242H221ZM235 243H236V242H235ZM259 243H260V242H259ZM67 244H68V243H66V244H62V245L65 246V245H67ZM76 244H77V243H76ZM82 244H83V243H82ZM98 244H99V242H98ZM98 244H97V245H98ZM100 244H101V243H100ZM102 244H103V243H102ZM106 244H107V243H105V245H106ZM109 244H110V243H109ZM109 244H108V245H109ZM137 244H138V243H137ZM142 244H143V243H142ZM144 244L147 245L145 242H144ZM165 244H166V243H165ZM183 244H184V243H183ZM187 244H188V243H187ZM191 244H192V242H191ZM228 244H230V243L228 242ZM228 244H227V245L225 244V245L228 246ZM236 244H237V243H236ZM239 244H241V243L239 242ZM245 244H246V242H245ZM254 244H255V243H254ZM4 245H5V244H4ZM45 245H46V243H45ZM54 245L56 246V244H54ZM57 245H58V244H57ZM62 245H61V246L58 245V246L62 247ZM79 245H81V244H79ZM94 245H95V244H94ZM97 245H96V246H97ZM112 245H114V243H112ZM120 245H121V244H120ZM126 245H127V244H126ZM169 245H170V243H169ZM181 245H182V244H181ZM184 245H186V244H184ZM193 245H196V247H197V241H196V243L193 244ZM204 245H205V244H204ZM204 245L201 243V246H204ZM241 245H242V244H241ZM247 245H249V244H247ZM247 245H246V246H247ZM256 245H257V244H255V246H256ZM103 246H104V245H103ZM163 246H164V248L166 249L165 245H163ZM167 246H168V245H167ZM198 246L200 247V245H198ZM205 246H207V244H206ZM217 246H218V245H217ZM223 246H224V244H223ZM229 246H231V245H229ZM233 246L235 247L236 245L233 244ZM69 247H71V246H69ZM73 247H74V246H73ZM98 247H99V245H98ZM132 247H133V246H132ZM136 247H137V246H136ZM136 247H134V248H136ZM139 247H140V246H139ZM139 247H137V248H139ZM151 247H152V246H151ZM170 247L174 248V246H170ZM179 247H180V246H179ZM184 247H185V246H184ZM194 247H195V246H193V248H194ZM218 247H219V246H218ZM218 247H217V248H218ZM240 247H241V246H240ZM242 247H243V245H242ZM75 248H78V247H75ZM80 248H81V247H80ZM80 248H79L78 250H81ZM94 248H96V247H94ZM100 248H101V246H100ZM100 248H99V249H100ZM137 248H136V249H137ZM147 248H148V247H147ZM155 248H156V247H155ZM160 248H161V247H160ZM160 248H159V249H160ZM164 248H163V250H164ZM186 248H188V247H186ZM191 248H192V247L190 246V249H191ZM203 248H205V247H203ZM217 248H216V249H217ZM220 248H221V247H220ZM220 248H218V249L220 250ZM238 248H239V247H238ZM246 248H247V247H246ZM53 249H54V246H53ZM57 249H58V248H57ZM57 249L55 248V250H57ZM62 249H63V248H62ZM73 249H74V248H73ZM86 249H87V248H86ZM104 249H106V247H105ZM109 249H110V248H109ZM111 249H112V248H111ZM139 249H140V248H139ZM148 249H149V248H148ZM170 249H171V248H170ZM170 249H169V250H170ZM179 249H180V248H179ZM190 249H189V250H190ZM205 249H206V248H205ZM207 249L209 250V248H207ZM221 249H222V248H221ZM223 249H224V247H223ZM227 249H228V247H227ZM227 249H226V250H227ZM231 249H232V247H230L229 250H231ZM236 249H237V248H236ZM240 249H242V248H240ZM248 249H249V246H248ZM259 249H260V247H259ZM14 250H15V249H14ZM55 250H54V251H55ZM58 250H59V249H58ZM82 250H84V249H82ZM82 250H81V251H82ZM96 250H97V249H96ZM96 250H95V251H96ZM101 250H102V249H101ZM131 250H132V249H131ZM131 250H130V251H131ZM137 250H138V249H137ZM137 250H136V251H137ZM141 250H143V249H141ZM151 250H152V249H151ZM177 250H178V249H177ZM181 250H182V249H181ZM186 250H188V249H186ZM189 250H188V251H189ZM191 250H192V249H191ZM194 250H195V251H196V250L198 251L197 248H195ZM200 250H201V248H200ZM200 250H199L198 252L201 253ZM202 250H203V249H202ZM234 250H235V248H234ZM234 250L231 251V252H234V253H235ZM242 250H243V249H242ZM244 250H245V249H244ZM70 251H72V250H70ZM85 251H87V250H85ZM143 251H144V250H143ZM160 251H161V250H159L158 252H160ZM206 251H207V250H206ZM209 251H210V250H209ZM217 251H218V250H217ZM238 251H239V250H238ZM238 251H237V253L240 254L239 252H240L241 250H240L239 252H238ZM247 251H248V250H247ZM247 251H246V252H247ZM1 252H2V251H1ZM1 252H0V253H1ZM59 252H60V251H59ZM74 252H77V251H74ZM91 252H92V251H91ZM121 252H122V251H121ZM145 252H146V251H145ZM149 252H150V251H149ZM154 252H155V251H154ZM172 252H173V251H172ZM183 252H184V251H183ZM183 252H181L182 255L184 254ZM185 252H186V251H185ZM204 252H205V250L203 251V253H204ZM219 252H221V250H220ZM226 252H227V251H226ZM241 252H242V251H241ZM246 252H244V253H245L244 256L246 255ZM55 253H57V252L55 251ZM68 253H69V252H68ZM78 253H79V252H78ZM130 253H131V252H130ZM135 253H136V252H135ZM140 253H141V252H140ZM162 253H163V251H162ZM168 253H171V252H168ZM178 253H180V252L178 251L177 254H178ZM188 253H191V252H188ZM188 253H187V254H188ZM227 253H228V252H227ZM234 253H233V254H234ZM248 253H249V251H248ZM254 253H255V252L252 251V253H251V254H252L251 257L253 256ZM256 253L258 254L259 252H256ZM260 253H261V252H260ZM262 253H264V251H262ZM17 254H18V253H17ZM30 254H31V253H30ZM30 254L28 255V253H27V256H26V255H25L26 257L24 256V259L27 258L28 256H30ZM33 254H35V253H33ZM58 254H59V253H58ZM61 254H63V253H61ZM72 254H73V251H72ZM80 254H81V252H80ZM143 254H144V253H143ZM148 254H149V253H148ZM160 254H161V252H160ZM165 254H167V252H166ZM192 254H193V251H192ZM195 254H196V253H195ZM219 254H220V256H221V253H219ZM231 254H232V253H230V255H231ZM235 254H236V253H235ZM241 254H242V256H243V253H241ZM249 254H250V253H249ZM257 254H255V255H257ZM53 255H54V254H53ZM68 255H69V254H68ZM68 255H64V256L62 255V256H63L62 258H65L66 256L68 257ZM77 255H78V254H77ZM90 255H91V254H90ZM144 255H145V254H144ZM167 255H168V254H167ZM184 255H185V254H184ZM204 255H207V256H206V258H207V257L210 255V253H209V254H206V253H205V254H203V256H204ZM255 255H254V256H255ZM258 255H259V254H258ZM258 255H257V256H258ZM260 255H262V254H260ZM12 256H13V255H12ZM15 256L18 257L19 255H15ZM56 256H57V255H56ZM56 256H54L55 259H54L53 261H51L52 259L50 260V258L47 259V260L49 261V263H53V264H54V261H55L56 259H59V258H57ZM73 256H74V255H72V257H73ZM75 256H76V254H75ZM142 256H143V255H142ZM168 256H169V255H168ZM178 256H179V255H178ZM193 256H194V255H193ZM196 256H197V255H195V259H196ZM199 256H200V255H199ZM216 256H218V255H216ZM220 256H219V257H220ZM222 256H223V255H222ZM232 256H233V255H232ZM232 256H231V257H232ZM236 256H238V255H236ZM263 256H264V255H263ZM58 257H60V254H59ZM67 257H66V258H67ZM72 257H71V258H72ZM81 257H84V256H81ZM92 257H93V256L91 255V258H92ZM170 257H171V256H170ZM185 257H186V256H185ZM187 257H188V256H187ZM189 257H190V256H189ZM197 257H198V256H197ZM201 257H202V255H201ZM223 257H224V256H223ZM229 257H230V256H228V258H229ZM238 257H239V256H238ZM246 257H247V255H246ZM246 257H245V259H247ZM255 257H256V256H255ZM260 257H261V256H260ZM260 257H259V258H260ZM15 258H16V257H15ZM19 258H21V256L18 257V259H19ZM22 258H23V257H22ZM45 258H47V257H45ZM75 258H76V257H75ZM88 258H89V255H88ZM136 258H137V257H136ZM141 258H142V257H141ZM173 258H174V256H173ZM220 258H221V257H220ZM233 258H235V255H234ZM240 258L242 259L241 255H240L239 259H240ZM261 258H262V257H261ZM78 259H79V258H78ZM78 259H77V260H78ZM82 259H83V258H82ZM85 259H86V258H85ZM171 259H172V258H171ZM174 259H175V258H174ZM174 259H173V260H174ZM176 259H177V258H176ZM192 259H193V258H192ZM192 259H191V260H192ZM201 259H202V258H200V260H201ZM231 259H232V258H231ZM245 259H244V260H245ZM252 259H253V258H252ZM254 259H255V258H254ZM42 260H43V259H42ZM59 260H60V259H59ZM70 260H71V259H70ZM72 260H73V259H72ZM87 260H88V259H87ZM124 260H126V259L124 258ZM127 260H128V259H127ZM133 260H134V259H133ZM168 260H169V259H168ZM198 260H199V259H198ZM198 260H197V261H198ZM200 260H199V261H200ZM205 260H206V259H205ZM226 260H227V259H226ZM233 260H234V259H233ZM236 260H237V259H236ZM244 260H243V261H244ZM44 261H45V260H44ZM68 261H69V260H68ZM81 261H82V260H81ZM81 261H80V262H81ZM136 261H137V260H136ZM170 261H171V260H170ZM177 261H178V260H177ZM179 261H181V259H179ZM179 261H178V262H179ZM193 261L195 262L194 259H193ZM243 261H242V262H243ZM247 261H249V260L247 259ZM251 261H252V260H251ZM256 261H257V258H256ZM258 261H261V260H258ZM58 262H59V261H58ZM158 262H159V261H158ZM200 262H201V261H200ZM231 262H232V261H230V263H231ZM234 262H235V260H234ZM252 262H253V261H252ZM46 263H48V262H46ZM69 263H70V262H69ZM73 263H74V262H73ZM195 263H196V262H195ZM205 263H206V262H205ZM225 263H226V262H225ZM237 263H238V262H237ZM32 264H33V263H32ZM34 264H35V263H34ZM83 264H84V263H83ZM128 264H129V263H128ZM145 264H146V263H145ZM157 264H158V263H157ZM197 264H198V263H197ZM203 264H204V263H203ZM228 264H229V262H228ZM244 264H246V263H244ZM251 264H252V263H251Z\"/></svg>", "mask_w": 264, "mask_h": 264}, {"label": "snow or ice", "instance_id": "obj_4", "mask_svg": "<svg viewBox=\"0 0 264 264\" xmlns=\"http://www.w3.org/2000/svg\"><path fill=\"white\" fill-rule=\"evenodd\" d=\"M8 55H11V53H9ZM0 59H4V57H0ZM0 107H7V105L5 104ZM87 110H89L87 106H85L82 109V111H87ZM24 111H32V109H25ZM19 115H21L20 112H13L11 116L5 115L2 119H0V141H3L5 144H7L10 141V139L13 137L19 136L21 139L25 138V133L23 130H21V127L18 125L14 128L13 125L10 123V121L14 120V118ZM59 122L60 121H58V123ZM64 123L67 124L66 121H64ZM16 155H20V153L17 152ZM10 191H15V190L14 189L10 190L8 188H0V192L7 193ZM51 230L52 228L46 229L44 233H42L39 236H36L33 240L26 243L24 247L20 249V254L21 255L27 254V252L32 250L35 247V245L40 242V240L45 239L47 233L51 232ZM24 231L28 233V235H31V231L29 230V228H25ZM16 243L19 245L24 243V241H17Z\"/></svg>", "mask_w": 264, "mask_h": 264}]
</instances>
